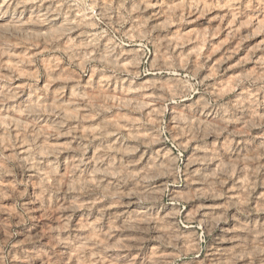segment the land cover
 I'll list each match as a JSON object with an SVG mask.
<instances>
[{"label":"rangeland","instance_id":"rangeland-1","mask_svg":"<svg viewBox=\"0 0 264 264\" xmlns=\"http://www.w3.org/2000/svg\"><path fill=\"white\" fill-rule=\"evenodd\" d=\"M139 1L140 0H94V1L93 0H26V1L25 0H23V1H21V0H4L3 1L2 0V3H1V0H0V3L2 4V5H0L1 6V8H0V16L1 17L0 18L1 19L4 18L2 21L5 23L4 24L3 22L0 21L4 25V27H3V25L0 23L1 24L0 30H2V28H4V30H5V31L3 30L2 32H0V51H1V53H0V72L2 73V74L0 73V94H1L0 95L1 96L0 97V106L2 107V108H0L1 109L0 110V136H2V137H0L1 138L0 140L2 141V142L0 141V146H1L0 147V218H1L0 219V264H82V263L83 264H124V263L125 264H158V263L159 264L160 263L161 264H222V263L224 264V262H225V264H229V263L234 264V262H232L234 260H232V258H230L233 256V254H232V252H229V251L226 253L224 251L218 250V252H217L218 256H222L223 258L225 257V259L227 256V258H228L227 261H225L224 259H222V260H224L222 263L221 262L220 263H216V262L214 263V261H212V259H214V258L212 257L211 252H209V251H213V250L215 251L216 248L218 247L217 245H219V243H220L219 241L221 239V237H220L221 225L226 226L224 228H227V227L233 228V232H235L236 235L238 233L237 236L241 237V238H239V245H237L236 248H234V249H235V252H239V250H240L239 253L242 255H239V253H235L236 255L238 254L237 255L238 257L240 256L239 257L240 260L235 261V264H236V262H238L239 264L240 263L241 264L242 263L243 264H255V263L259 264V261L261 259L260 256L262 257V254L258 253L260 251L258 249L256 250V248L254 247L255 243L252 242V240H250L251 237L248 236L249 234L246 232H243V231L245 228L246 229L250 228V227L256 228V226L258 228L260 223L261 224H262V222L264 223V213H263L264 212V209H263V207H264V202H263L264 201V192H263L264 191V180H263V178H264L263 177L264 176V166H263L264 165V162H263L264 161V158H263L264 157V149L263 148L264 147L260 146V145H264V144H262V143H264V141L260 139V138L264 139V137H263L264 136V122H263L264 120H261V119H264L263 118L264 117V109H263L264 108V63H263L264 62V59H263L264 58L263 57L264 56V44H263L264 43V37H263V35H264V24H262V23H264V18H263L264 17V13H263L264 12V0H234V1H232V0H205L206 3L205 2L203 3V0L202 1L201 0L200 1L199 0H197V1L196 0H189V2H188V0H186V1L183 0V1H185L183 3L181 0L180 1L179 0L178 1L163 0L164 4H161V3H163L162 0L161 1H159V0H141L140 3H139ZM169 1H171V2L175 1V2L171 3ZM149 2H152V3H149ZM168 2H169V4H168V6H166ZM4 3H5V5L6 4L7 5L5 6ZM145 3H146V5H145ZM153 3H154V5H152ZM178 3H180V4L177 5ZM45 4H47V6ZM103 4L105 5V7ZM106 4H108V5H106ZM140 4L141 5L143 4V6L140 7L141 6ZM170 4H171V6H170ZM197 4H199V5L201 4V5L199 6ZM48 5H49V7H48ZM175 5L180 6V7L182 6L181 7L182 9L176 7V9L178 8L176 11L175 7H173ZM38 6H40V8ZM66 6H68L69 8H71V7L72 8L69 10L68 7L66 8ZM153 6H155L156 8ZM159 6H160V8H159ZM164 6L167 7V9H163ZM196 6L202 8V9L198 8L200 12H197L198 9L195 11V9L197 8ZM203 6H206L209 8L206 10V7L204 8ZM30 7H31L32 12L30 10ZM37 7H38V10H37ZM186 7H188V8H186ZM168 8H169V11H168ZM191 8H193L194 10ZM52 9H54V10H52ZM119 9H121V10H119ZM155 9H156V12H155ZM185 9L187 10L188 14L186 13ZM101 10H103L105 12H103ZM163 10H164V12H163ZM191 10L193 13H191ZM11 11H12V13H11ZM29 11L31 12V14L29 13ZM38 11L42 15L40 13H37ZM43 11H45L46 14ZM160 11H162V12L159 13V15H160L159 16L158 12H160ZM26 12L29 13L30 15H25V14H27ZM54 12H57V13L54 14ZM166 12H167V15H166ZM178 12H181L180 16L175 15V14H178ZM105 13L107 15H104ZM153 13H155V14H153ZM21 14H22V16H21ZM53 14L55 16H53ZM181 14H183V15H181ZM137 15H138V17H137ZM152 15H153V17H152ZM219 15H220V17H219ZM232 15H233L232 18L234 20L231 18ZM28 16H29V18L32 16L30 18V23L28 21L29 20ZM38 16H39V19L37 20L36 18H38ZM162 16L165 18L166 17H168V18H166V19L164 18L165 19V21H164ZM33 18H35V22H34ZM118 18H120V19H118ZM256 18L260 21H263V22L256 20ZM26 19H28V20H26ZM31 19H33V21H31ZM81 19L83 22L80 21ZM23 20H24V22H23ZM7 21H9V23ZM12 21L15 24H16V22H19V21L20 22L17 23L18 24V26H17V24L15 25L14 23H12ZM36 21H38L39 23ZM63 21H65L64 22L65 24H63ZM59 22H60V24H59ZM84 22H86V23L84 24ZM255 22H257V23H255ZM258 22H260L261 25ZM47 23H49V25H47ZM51 23L53 24V26L51 25L52 27L50 26ZM57 23L59 24V26L57 25ZM226 23H227V25H226ZM229 23H230V25L228 26ZM68 24H69V28L66 27V26H68ZM13 25H15L16 27L14 28ZM62 25H64V26H62ZM257 25H258V27H257ZM9 26L11 28H14V29H11ZM7 27H8V29H7ZM17 27H20L22 29L24 27L25 28L22 30V29L17 28ZM37 27L40 29H38ZM60 27H62V28H60ZM132 27H134L135 29ZM33 28L35 30L38 29V32H35V30ZM48 28H50L52 30V31L49 30L50 33L52 32L51 36L49 35L50 33L47 31ZM65 28H67V29H65ZM43 29H46V32H48L49 36L48 35L44 36L45 30L43 31ZM228 29L230 31H227ZM12 30H13L14 34H18V35L13 36L14 34L11 33ZM40 30H42L43 33H41ZM30 31H32V32H30ZM5 32L6 33L10 32L9 35L7 34L8 37H6V34H4ZM22 32H23V34H22ZM57 32H59V33H57ZM1 33H3L2 34L3 36L1 35ZM24 33L25 34L27 33V36L29 35L28 33H31L32 35L31 36L29 35L30 37L28 36L25 38L24 36H26V35H24ZM36 33H39V34H36ZM35 34L37 35V37ZM42 34H43V36H41ZM33 36L35 39L33 38ZM2 37H4V38H2ZM12 37H13V40H12ZM239 39H241V40H239ZM10 40H12V41L9 42ZM162 41H164V42H162ZM8 42L11 43V45ZM76 42L77 43L79 42L78 43L79 45ZM255 46H257L258 48ZM1 48H2V50H1ZM250 48H251V50H250ZM259 54H260V56H259ZM73 55H74V57H73ZM255 59H256V61H255ZM6 60L8 62L11 61L12 62V63L10 62L11 65H8L10 63H8ZM259 60L262 62L260 63ZM4 64L9 66V67L5 66ZM47 80H49V81H47ZM110 80H112V81H110ZM110 82L113 84H111ZM172 82H174V83H172ZM96 84H98L100 86V88L98 85L96 86ZM162 84H163V86H162ZM85 86H86V88H85ZM47 87H48V89H47ZM81 87H82V89H81ZM102 87H104L102 89L103 92H105V91L108 92L111 89H114V90H111L112 92L110 91L112 95L110 94V96H108V94L110 93V92H108L107 97H106V95L103 96L102 94H106V93L101 94V88ZM172 88H174L175 90L173 89L174 90L173 91ZM54 89H55V91H54ZM120 89L122 91H120ZM125 89L127 91V94H126V91H124ZM48 90H49V92H48ZM50 90H51V92H50ZM70 91L71 92L73 91V93H70ZM87 91H89V92H87ZM113 92H115V94H113ZM88 93H90L91 96H89L90 94H88ZM97 93H98V95H97ZM119 93H121V94L119 95ZM6 94H7V96H6ZM8 94H10L11 96L8 97ZM27 94L28 95L30 94L29 96H31V97L27 96ZM39 94H40V98L38 97ZM70 94H72V95H70ZM86 94H88V95H86ZM117 94H118V96H117ZM147 94H149V96ZM151 94H153V95H151ZM75 95H76V97L77 96L78 97L76 98ZM113 95L114 96L116 95L117 97L113 98L114 97ZM126 95H128V96H126ZM36 96L38 98H36ZM82 96H85V97H82ZM25 97H26V100H24ZM34 97L36 98V100L37 99L38 100L37 101L34 100L35 99ZM87 97L88 98L90 97L91 99L90 98L87 99ZM95 97L97 98V101L94 99ZM123 97L126 99V100L123 99V101L125 103L123 101H121L122 99L119 100V98H123ZM132 97H134L133 100H132ZM66 98H68V100ZM81 98L84 102L81 100ZM98 98H100V99H98ZM151 98H152V100H151ZM41 99H42V101H41ZM110 99H112V100L115 99L116 101L119 100L120 104H119V102L118 103L117 102L115 103V101L112 102ZM128 99L129 100L131 99L130 102L128 101ZM199 99H200V101H199ZM1 100L3 103H1ZM90 100H92V101H90ZM135 100H138L139 102L135 101ZM238 100H241L242 102L241 101L238 102ZM14 101H16V102H14ZM38 101H39V105H38ZM50 101H51V103H50ZM67 101H68V103H67ZM86 101H89V102H86ZM141 101L145 102V103L147 101L148 103H146L144 105ZM69 102H71V103H69ZM91 102H95V103L98 102V106H97V104H94ZM106 102H108V103H106ZM244 102H246L245 105L248 106L247 109L250 108L249 111L247 109H245L246 106H244ZM15 103H16V105H15ZM23 103L25 105H23ZM55 103H57L58 105ZM111 103H113V104H111ZM197 103H199V104H197ZM59 104H60V110H59ZM65 104H67V106H65ZM115 104L116 105L118 104V105L114 106ZM147 104H149V105H147ZM31 105H33V106L31 107ZM36 105L39 107H37ZM42 105H45L44 109H42L43 108ZM48 105H49V108H48ZM61 105H62V108L64 107V109L61 108ZM80 105H83V106L81 107ZM99 105H101V106H99ZM127 105H129L130 107ZM137 105H139V106H137ZM195 105L196 106L199 105V106L196 107ZM239 106L240 107L242 106L243 109H242V107L240 108ZM11 107H13V109ZM21 107L23 110L20 109ZM36 108H39V109H36ZM55 108H57V109L55 110ZM80 108L82 109V111ZM152 108H154L155 110ZM18 109H20V110H18ZM47 109H49V110H47ZM67 109L69 111L71 109V111L69 112ZM147 109H148V111H147ZM45 110H47V111H45ZM145 110L147 112H145ZM209 110H210V112H209ZM18 111H20V112H18ZM22 111L27 112V114L25 112L23 113ZM57 111H58V113H57ZM60 111H62V112L65 111L67 114H65V112L62 113ZM67 111L69 113H71L70 116L68 115ZM212 111L215 113V115H213L214 113ZM240 111L242 114L240 113ZM76 112L79 115L76 114ZM82 112H89V113L87 114V113H82ZM153 112H154V114H153ZM262 112H263V114H262ZM115 113L118 116L115 115ZM200 113H201L202 119L199 118ZM39 114L41 115L40 118L38 117V116H40ZM75 114H76V116H75ZM112 114H114L115 116ZM127 114H128V117H126ZM176 114L179 117L178 116L176 117ZM217 114L221 118L217 117L216 116ZM24 115H25V117H24ZM80 115L81 116L83 115V117H81ZM85 115L86 116L88 115L89 117L87 116V118H86ZM119 115H121V116H119ZM148 115H150V117ZM180 115H183L181 117H184V118L182 119L180 117ZM240 115H243L245 118L240 116ZM257 115H258V117H257ZM8 116H10V117H8ZM11 116H13L14 118L11 119L12 118ZM26 116H28L29 118ZM17 117L18 118L20 117L22 120L17 119ZM108 117H110V118H108ZM115 117L118 120L115 119ZM188 117L189 118L192 117V118L189 119ZM179 118H181V120ZM204 118L206 119L207 122L205 121ZM217 118H218V120H217ZM226 118L228 119L229 125L226 122L227 121ZM14 119H16V121H14ZM101 119H103V120H101ZM187 119H189V120H187ZM209 119H210V122L214 121L213 125H212V123L209 122ZM221 119H223L224 121ZM5 120L8 122H6ZM45 120L48 122H46ZM95 120H97V121H95ZM115 120L117 123H113V122H115ZM192 120H193V122H192ZM216 120L219 122V124ZM22 121H24V122H22ZM27 121H28V123H27ZM29 121H32L33 123L36 121H38V122L34 123V125H33L32 122L30 123ZM43 121L45 123H48V124L51 122L49 124L50 128L48 127V124L45 125V123ZM182 121H184V122H182ZM195 121L196 122L198 121L199 123L198 122H197L198 124L194 123ZM220 121H222L223 124ZM5 122L7 124H4ZM98 122H101V123H99L100 126H98ZM185 122H186V124H185ZM189 122H191L192 125H187V124H190ZM225 122H226V124H225ZM229 122L230 123L233 122V123L230 124ZM240 122L242 123V125H244L246 122H247V124H245L244 126H241ZM12 123H13V126H11ZM15 123H17V124H15ZM56 123L58 125H60V124H62V125L58 126ZM83 123L85 124V126L83 125ZM88 123H90V124H88ZM94 123H96L97 125L95 124V127H92V124L94 125ZM176 123H177V125H175ZM206 123L209 125H206ZM35 124H37V125H35ZM184 124H185V126H184ZM220 124H222V125L220 126ZM15 125H18V126H15ZM22 125L23 126L25 125V126L23 127ZM32 125H33V127H32ZM72 125H73V127H72ZM80 125L83 126V128ZM116 125H117V127H115ZM178 125H179V127H178ZM199 125H201L202 128ZM26 126H27V128L30 126L28 128V130H30V132L28 130H26ZM38 126H40V128L43 127V129H40V128L38 129ZM56 126H57V128L58 127H60V128H58V129L54 128ZM90 126H91V128H94L95 131L94 130L91 131ZM182 126H184V127L181 128ZM187 126H189V127H187ZM206 126H207V129L209 130L208 132H207ZM233 126H235V128ZM16 127H18V128H16ZM65 127H67V128H65ZM215 127H216V130H214ZM217 127H218V130H217ZM240 127H241V129H240ZM20 128H21V130H20ZM70 128H71V131H70ZM74 128L77 131H75ZM80 128H82L85 131H82V130L79 131ZM102 128H103V131H102ZM236 128H238V130ZM63 129L66 130V132H64ZM106 129L108 131L111 129L112 131L111 130L110 131L112 133L106 132ZM135 129H137V130H135ZM189 129H190V131H189ZM205 129H206V131H204ZM18 130H19V132H18ZM73 130H74V133H73ZM126 130L129 131L130 133H132L133 135H130L129 132L125 133ZM131 130L133 132H131ZM211 130H213V132ZM239 130H241L240 131L241 133H236ZM12 131L13 132L16 131L13 133V136L15 135L14 137H18V136H20V137H18V139L15 138L16 139L15 140L14 137L12 136ZM35 131L36 132L38 131V132L36 133ZM50 131H52L53 133L51 134ZM58 131H59V133H58ZM60 131L62 132V134H60L61 133ZM75 132H77V134ZM139 132H141V133H139ZM143 132L146 133L147 135H149L151 133L150 134L151 137L153 135V138L155 140H153V138L151 140L149 136L146 139L147 135L146 134L144 135ZM193 132H196V133H193ZM209 132H210V134H209ZM260 132L262 133V135H260L261 134ZM4 133H6V135ZM47 133L49 134L48 135L49 138L47 137ZM56 133H58V134L56 135ZM68 133L71 135H69ZM92 133L97 134V135L94 136V134L92 135ZM137 133H138V135H137ZM257 133H259V134H257ZM37 134H39V135L37 136ZM140 134H142V137H144V138H142ZM21 135H22V137H21ZM25 135L27 137H25ZM29 135H31V136H29ZM33 135H35V137H33ZM90 135H92V137ZM105 135H107V136H105ZM129 135H130V137H129ZM79 136L81 138H79ZM131 136H134V138ZM40 137L41 138L44 137V138L42 140L39 139L40 140L39 141L38 138H40ZM22 138H25L28 141H26V140L24 141ZM34 138L37 140H35ZM61 138L62 139L66 138V139L62 140ZM69 138H74V139H69ZM111 138H114V139H111ZM115 138H117V139H115ZM258 138L260 139V141L258 140ZM76 139L77 140L79 139L78 142H76L77 141ZM61 140H62V143H61ZM72 140H74V141H72ZM142 140L143 141L145 140L144 142L148 141V143H144ZM224 140H225V142H223ZM226 140L228 143L226 142ZM47 141L49 142V144H47L48 143ZM79 141H81V142H79ZM247 141L249 144L247 143ZM20 142L22 143L21 146L19 145ZM38 142H41V143L44 142L45 146H47V147L50 146V148L52 147L53 148V149L51 148L52 151L49 148H48L49 150L46 149V147L43 146L44 145L43 143L41 145ZM57 142H59V143L57 144ZM64 142H66L67 145L64 144ZM107 142L108 143L113 142L115 145L113 143H112L113 145L111 143L108 145ZM126 142L129 143V145L128 144L125 145ZM258 142H260V144H258ZM50 143H52L51 144L52 146L50 145ZM78 143L82 144L80 149L77 147V146H79ZM131 143H132V145H131ZM245 143H247V144H245ZM55 144H56V146H58L59 150H58V148L55 147ZM68 144L71 145V147H70L71 149L67 148L70 146V145L68 146ZM98 144L103 145V147H104V145H106L105 146L106 148L105 147L103 148L101 145H99V147L101 146L102 148L101 147L99 148ZM238 144H239V146H238ZM243 144H244V146H243ZM61 145H63V148ZM65 145H66V147H65ZM73 145H75L77 148H75V146H73ZM110 145L113 146V148H112V146L109 147L112 149L108 148V146H110ZM136 145H137V147H135ZM228 145H230L231 148H230V146L228 148ZM116 146L117 147L119 146V148H117ZM197 146L198 147L200 146L201 148H203V150H200L201 149L200 147L197 149ZM226 146L228 149L225 148ZM258 146L261 147V149ZM21 147H22V149H20ZM23 147H25V148H23ZM73 147H74V149H73ZM126 147L128 149L131 147L130 148L131 150L133 149L132 147H134L135 150L134 149L132 151L130 149L127 150V149H125ZM26 148L27 149L30 148V150H27ZM38 148H39V150L45 149L48 152L43 150L45 153V154H43L42 152L37 150ZM64 148H66V149H64ZM95 148H96V150H95ZM223 148L225 149V151L222 150ZM243 148H245V149H243ZM23 149H25V150H23ZM116 149H118V150L116 151ZM136 149H138V150H136ZM204 149L205 150L208 149V150L205 151ZM240 149H241V151H240ZM26 150L29 153L31 152V154H33V155H31L29 153L27 154ZM112 150H114V151H112ZM166 150H168V151H166ZM244 150H245V152L247 151L246 154H245V152H243ZM124 151H126V152H124ZM200 151H203L205 153L203 154V152H202V154L199 155V153H201ZM208 151H209V153H208ZM257 151H259L263 157ZM262 151H263V153H262ZM72 152H73V154H72ZM93 152H94L93 156L98 155L100 157V155H101V157L103 156L102 157L103 160H105V161H103L101 157H100L101 159L100 158L95 159V164H97V166L99 167V169L94 172V173H96L95 174L96 178H98L97 181L94 178L95 176L93 173H90L89 177L91 176L92 178L91 177L89 178L87 176L88 172H86V171L90 172L92 170V168H91L92 161H89V156L91 157ZM101 152H103V154L106 153V156L108 158L105 155H103ZM252 152L255 154H253ZM21 153H24V154H21ZM40 153H42V155ZM65 153H67V155ZM68 153H69V155L72 154V156H69ZM95 153H96V155H95ZM215 153H216L217 158H215L216 157ZM149 154L150 155L152 154L151 156H153V154H154V156H153L154 158H152ZM236 154H238V155H236ZM25 155H27V156L30 155V156L27 157ZM38 155H40V156H38ZM56 155H58L59 157ZM64 155L67 157H64ZM81 155H83V156L81 157ZM195 155H198L197 158H195L196 157ZM207 155L208 156L211 155L212 157L211 156L208 157ZM222 155H223V158H222ZM227 155L229 157H227ZM257 155H258V157H257ZM34 156H37V157L35 158ZM60 156H61V158H60ZM84 156H86V157H84ZM109 156H110V158H109ZM230 156L233 158H231ZM235 156H236V158L234 159ZM237 156L239 157L240 160L238 159ZM242 156H243V158H241ZM18 157H20V158H18ZM48 157H50L52 160H50V158H48ZM73 157H74V159H73ZM199 157L200 158L202 157V159H204V162H200L203 160L202 159L199 160ZM42 158H44V159L42 160ZM45 158H46V160H45ZM85 158H87L86 161H85ZM207 158H208V161H205V159L207 160ZM209 158H212V159L209 160ZM220 158L222 159L221 160L222 162L220 160H218ZM26 159H28L27 160L28 162H32V163H29L30 167L32 165L34 167L32 166V168H30ZM64 159H66V160L64 161ZM76 159H78V160H76ZM82 159H84V160H82ZM116 159H118V160L116 161ZM136 159H138V160H136ZM226 159L229 160L228 162H230V163H228L227 161H224ZM245 159H247L248 161ZM22 160H25V161H22ZM44 160L46 162H44ZM96 160H97V162H96ZM141 160L143 161V163H141L142 162ZM243 160H244V162H243ZM34 161H36V162H34ZM37 161L39 163L37 165L38 167H36V169H35V164L37 163ZM54 161H57V163ZM63 161L66 163L65 167H64L65 163H63ZM78 161H79V163H78ZM87 161L90 163L91 166H89V163L86 164ZM216 161L218 162V164ZM75 162H76V164L78 163L77 166H76ZM99 162H100V164H99ZM105 162H106V164H105ZM148 162L151 164H149ZM166 162H167V165L170 164L169 165L170 167L165 165ZM205 162H208V163H205ZM210 162H211V164H210ZM225 162H227L228 164L227 163L224 164ZM232 162L234 164L235 163L236 164L234 166L229 165ZM239 162H240V164H239ZM246 162H248V163H246ZM127 163H129L130 165ZM153 163L160 165V168H156L158 166L153 165ZM161 163H165V164H161ZM222 163H223V165H222ZM55 164L57 165L58 168L54 167V166H56ZM68 164H71V165H68ZM83 164H84L85 168L83 167ZM85 164L88 166H86ZM101 164H104V165H102L103 167L101 166V170L103 172L100 170ZM125 164L127 165L128 169L125 166ZM219 164L223 167H221ZM27 165H28V167H27ZM78 165H79V167H78ZM131 165H133V167ZM146 165H147V167H146ZM164 165L166 166V169H165ZM217 165H219V166H217ZM228 165H229V167H228ZM243 165L246 167H242V169H243V171H242L241 167H239V166H243ZM162 166L164 168H162ZM193 166L194 167L196 166L195 167L196 172L194 171ZM198 166H200V167H198ZM216 166H217V168H216ZM225 166H227V167H225ZM230 166H232L233 169L230 168ZM50 167L53 169L52 170L49 169ZM71 167H73V168H71ZM105 167H106V169H105ZM144 167H146L147 170ZM150 167L153 168L154 170L151 169ZM191 167H193L192 171H191ZM203 167H204V169H203ZM212 167H213V169H212ZM38 168L39 169L41 168L42 171L39 170ZM59 168L63 171H61ZM102 168H104V169H102ZM136 168L139 170V172ZM142 168H144L146 170L145 173L148 174L147 176H145V178L143 176V175H145V173L143 172L144 169L142 171ZM198 168H200L199 169L200 171L199 170L197 171ZM228 168L231 169L230 172H229ZM246 168H247L248 172L251 171L250 168L251 169L254 168V169H252V173L251 172L248 173ZM56 169H57V171H55ZM67 169L68 170L70 169L72 171L71 172H70V170L67 171ZM77 169H79L80 171ZM113 169H117L120 173H117L116 170H113ZM119 169H121V171ZM130 169L133 170V172L130 171ZM134 169L137 171V173H136V171L134 173ZM158 169H159V171H158ZM170 169H171V172H170ZM216 169H218V170H216ZM225 169H226V171H225ZM227 169H228V171H227ZM45 170H46L47 174H46ZM110 170H112V171H110ZM168 170L170 173H168ZM212 170L215 172L217 171L216 172L217 174L215 172H213V173L211 172L212 175L210 173H208L209 171H212ZM232 170H233V172H232ZM105 171L110 172V173L105 174L106 173ZM127 171L130 174H128ZM150 171L153 173L151 174ZM163 171H165V172H163ZM193 171H194V174H196V176L193 174ZM261 171H263V172H261ZM39 172H41V173H39ZM48 172H49V174H48ZM91 172H93V171H91ZM125 172L127 173V176H126V174L124 175ZM225 172H227V173H225ZM35 173H36V176H35ZM66 173H69V174H66ZM76 173H78V174L80 173V175L78 176V174H76ZM97 173H99V174H97ZM207 173L209 175H207ZM102 174H103L102 177L97 176V175H102ZM110 174H113V175H110ZM131 174H132V176H131ZM153 174L156 175L158 178L156 176H154ZM40 175H41V177H40ZM49 175H50V177H49ZM56 175H57V177H56ZM107 175L110 177H108ZM140 175H142V176L140 177ZM210 175L214 176V177H211ZM216 175H217V180H215ZM238 175H239V177H241V175L242 176L243 175H246V176L249 175V176H248V178L244 176V177H241L242 179L241 178L239 179V177H237ZM32 176H33V178H32ZM37 176H38V179L36 178ZM46 176H48V178H46ZM51 177H53L54 179H52ZM73 177H76L78 179L73 178ZM126 177H128V178H126ZM209 177L211 179L213 178L214 180L213 179H212V181L209 180L210 179ZM28 178L29 179L32 178V179L29 180ZM40 178H42V179L40 180ZM61 178H63V179H61ZM199 178L201 179V181L204 184H201V181H195V180H198ZM251 178H254L253 181L254 180L255 181L254 182L251 181L252 180ZM47 179H48V181H47ZM74 179H76V182H74L75 181ZM80 179H82V181L84 182L83 183L84 186L87 188H85L82 185V181ZM83 179H86V180H83ZM107 179H110L109 182L111 181V179H112V181L109 183ZM202 179H204V180H202ZM34 180L36 183L34 182ZM43 180L45 182H43ZM55 180H56V183H55ZM130 180H131V182H130ZM146 180L148 182H145ZM219 180H222V181H219ZM240 180H242V181H240ZM68 181H70L73 184H71L69 182L71 184L70 185L68 183ZM101 181L105 182V183H102ZM106 181H107V183H106ZM114 181H116V182H114ZM204 181H206V182H204ZM209 181H210V183H209ZM239 181L244 185L243 187H242V184L239 183ZM97 182L102 183V185H100V184L98 185ZM154 182H155V184H154ZM213 182H215V183H213ZM249 182H251V183H249ZM260 182H261V184H260ZM27 183H29V184H27ZM75 183H77V184H75ZM86 183H88L87 184L88 186H86ZM108 183H109V185H108ZM140 183L143 186L140 185ZM252 183H253V185H250ZM63 184H65L67 186L65 187ZM131 184H132V187H131ZM147 184H149V185H147ZM197 184L199 185L198 188H196ZM207 184L209 185V187L206 189V187L208 186ZM246 184L247 185L249 184V185L247 186ZM262 184H263V186H262ZM77 185H79V186L77 187ZM90 185H91V190L88 188V187H90ZM110 185H111V188H113V190L109 188ZM153 185L155 187H157V191H155L156 188ZM159 185H160V187H158ZM201 185H203V186H201ZM238 185H240L241 189ZM40 186H41V188H40ZM71 186H72V188H71ZM80 186H81L82 190H80ZM210 186H212L211 188L213 190L215 189L214 192H212V190H211L212 193L211 192L209 193ZM68 187H70L71 189H69ZM94 187H96V188H94ZM201 187H202V189L203 188L206 190L209 189V191L206 192L203 190L204 191V193H203ZM230 187H232L233 189ZM245 187H247V188H245ZM101 188H103V189H101ZM136 188H137V191H136ZM143 188H144L145 192H143ZM57 189H59V190H57ZM146 189H148V190L150 189V191L151 190L152 191L150 192L147 190L148 191L147 192ZM228 189H230V190H228ZM115 190H117V191L115 192ZM131 190H132V192L135 191V193L133 192V194H132ZM216 190H217V192H215ZM37 191L40 193H38ZM56 191H58V192H56ZM128 191L131 193L129 194ZM42 192H44V193H42ZM142 192L144 194H142ZM233 192H235V193H233ZM82 193H84V194H82ZM125 193H126V195H125ZM136 193H139V194L137 195ZM149 193H150V195H152L151 197L148 196ZM219 193H220V195H219ZM227 193H228V195H227ZM230 193L232 194V197L230 196L231 195ZM54 194H55V196H54ZM89 194L91 197L89 196ZM110 194H112V195H110ZM113 194H115V195H113ZM215 194H217L218 196H214ZM241 194H244V196H242ZM143 195H145V196H143ZM261 196H263V197H261ZM92 197H93V199H92ZM128 197L132 198V200L127 201ZM214 197H216V198H214ZM241 197H242L243 201L241 200ZM55 198H56V201H54ZM70 198H72V199H70ZM80 198H81V200H80ZM86 198L89 200V202ZM196 198L198 200H196ZM204 198H205V200H204ZM237 198H238V200H237ZM121 199H123V200H121ZM222 199H223V201H222L223 204L220 201ZM258 199L261 201H259ZM114 201L118 202L119 204L115 203ZM130 201L132 202L130 204L131 207L129 204H125V203L130 202ZM228 201L230 203H228ZM67 202H68V204H67ZM73 202H75V203H73ZM79 202H80V204L85 203V205H81V207H79ZM111 202H114V204ZM258 202H260L263 205L259 204ZM70 203L74 205L73 208L68 206ZM204 203H206V204L208 203L207 205H209V203L210 204H212V203L216 204L217 203L216 204L217 206L219 204L220 209L219 208L213 209L212 210L213 212L210 216V217H212V219H215L217 217L215 219V221L214 220L211 221L212 219L210 217H208V220L210 219L209 222H208V220H207V222H205V218H203V220H204L203 221L201 219L202 217L199 216L200 210L204 207V205H206ZM256 203H258L257 204L258 206L255 205ZM59 204H60V207L58 206ZM65 204H67V205H65ZM86 204H87V207H86ZM106 204H108V205H106ZM132 204H133V206H132ZM224 204H225V207H224ZM228 204H231L232 207ZM235 204H237V205H235ZM260 205L263 207H260ZM75 206H77V207H75ZM100 206L101 207L103 206V207L101 208ZM226 206H228V208ZM238 206H241L242 208H240ZM253 206L254 207L256 206L258 208L255 207L256 209L254 210ZM42 207H43V209H42ZM122 208H125V209H122ZM144 208H145V210H143ZM192 208L194 210H192ZM246 208H247V210H245ZM53 209H55V210H53ZM138 209H140V210L142 209V210L140 211ZM261 209H262V211H261ZM43 210L44 211L46 210V211L44 212ZM133 211L135 213H133ZM216 211H218V212H216ZM96 212H97V214H96ZM137 212H138V214H137ZM139 212L141 215L139 214ZM155 212H157V213H155ZM159 212H161V213H159ZM163 212H166L165 213L166 215L163 214ZM51 213H52V215H51ZM105 213L108 215H106ZM118 214H119V216H118ZM122 214L124 215V220H121L123 218ZM135 214H137L138 216ZM157 214L158 215L162 214V216L164 215V217H161V216L159 217ZM260 214H262V215H260ZM112 215H113V217H110ZM52 216H53V218H52ZM54 216H56V217H54ZM96 216H98V217L96 218ZM114 216H116L118 218H116ZM133 216H135V217H133ZM143 216H145V218ZM149 216L154 217L153 218L154 222H152V220H151L152 217H149ZM260 216H261V218H260ZM131 217H133L134 219H131ZM166 217H168V218H166ZM235 217H237V218H235ZM256 217H257V219H256V223H255V221H253V219ZM55 218H57V219H55ZM98 218L99 219L101 218L102 220H99ZM147 218H149V220ZM159 218H160V220H159ZM65 219L66 220L69 219V220H67L68 222L63 221ZM127 219H128V221L126 223L125 220H127ZM234 219H235V221H234ZM60 221H61V223H60ZM133 221H135V222H133ZM150 221H151V223H150ZM161 221L163 222V229L160 227V225H162ZM98 222H100V223H98ZM120 222H122V223H120ZM130 222H131V224L133 222V224H132L133 226L131 224H129ZM252 222H253V224L251 226ZM117 223H120L121 225L117 224ZM124 223H125V225H123ZM244 223L246 226L244 225ZM75 224H76V227H75ZM80 224H82L83 226ZM127 224H128V226H127ZM150 224H151V226H150ZM153 224H155V225H153ZM158 224H159V226H158ZM164 224H166V225H164ZM168 224H170V226ZM207 224H210V225H207ZM224 224H226V225H224ZM237 224H240L239 225L240 229L238 228ZM261 224H260V226H261ZM77 225L78 226L80 225L81 228L78 229ZM114 225H116L118 228ZM156 225L158 227H155ZM62 226H63V229H62ZM165 226H168L169 228L168 227L165 228ZM241 226H242V228H241ZM247 226H249V227H247ZM49 227H51V228L53 227V228L51 229ZM110 227H113V228H111V230L113 232L111 230H109ZM55 228L56 229L58 228L56 230L57 232L55 231ZM84 228H86V229H84ZM99 228L101 230H99ZM107 228H108L109 232H108ZM120 228H122V229H120ZM36 229H37V231H36ZM118 229H120V230H118ZM154 229H156L157 231ZM184 229H185V231H184ZM246 229H245V231H246ZM50 231L52 233H50ZM73 231H75V232H73ZM80 231H82V232H80ZM160 231H161V233H160ZM105 233H107V234H105ZM111 233H113V234H111ZM170 233H172V234H170ZM179 233H182L183 235H185L186 233L187 234L189 233L188 235H190V236H188L186 234L185 236L182 237V235ZM100 234L101 235L103 234L104 236L103 235L101 236ZM108 234L109 235L111 234V235L109 237H107ZM121 234H123L122 238L119 237V236H121ZM156 234H158L159 236ZM165 234H167V235H165ZM173 234H175L176 236H173ZM63 235L65 236L64 237L65 239L63 238ZM76 235L79 236L78 239H76L77 238ZM244 235H246V237ZM59 236H61V238H60L61 240L58 238ZM75 236H76V238H75ZM87 236H89V237H87ZM166 236H167V238H166L167 240L165 239ZM191 236L193 237L192 238L193 240L191 239ZM85 237L88 240V241L85 240L86 241L85 243H87V242H89V243H87V245H85V243L81 245V243H80L81 239L85 238ZM170 237H172V238H170ZM101 238H104V239L102 240ZM105 238H108V240ZM186 238H187V240H186ZM54 239H56V240H54ZM62 239H64V240H62ZM74 239H76L77 241ZM116 239H119V241H121V242L119 243L118 240L116 241ZM120 239H122L123 241ZM129 239H132V240H129ZM215 239H218V240H215ZM111 240L114 242L113 246H110L111 243H110V245H109V243H107V242H112ZM59 241H60V243H59ZM161 241H163V242H161ZM54 242H56V243H54ZM77 242H78V245H76L77 247L73 246V245H75L74 243L77 244ZM96 242H98V243L95 245ZM103 242H104V246L107 243V246H105V248L102 246ZM126 242H129V243H126ZM185 242H186V244H187V242H189L188 244L190 246L188 244H187L188 246H186ZM58 243L61 245L59 246ZM71 243H73V244H71ZM90 243H91V245H89ZM61 246H62V248H61ZM211 246H212V248H211ZM82 247H84V249ZM106 247H108V249ZM253 247L255 250L254 249L252 250ZM94 248H96L95 252L97 254H95ZM244 248H245V250L247 248V251L244 250L245 251L244 252L242 250ZM72 249L74 250L73 252H71ZM101 249H104L103 250L104 252H102ZM92 250L94 253L92 252ZM251 250L252 251H258V252L252 253ZM154 252L155 253L157 252V253L155 254ZM160 253H163L165 256L162 254H161L162 255L161 256ZM246 253H248V255ZM90 255H92V256L90 257ZM159 255H160V257H159ZM245 256L246 257L248 256L247 257L248 261H247ZM155 257L157 260L155 259ZM158 257L161 258L162 260L158 259ZM244 257H245V259H244ZM249 258L252 261H249ZM258 258H259V260H258ZM37 259H39V260H37ZM114 259H115V261H114ZM230 259L232 261H230ZM60 261H62V262H60ZM155 261H156V263H154ZM226 262H228V263H226Z\"/></svg>","mask_w":264,"mask_h":264},{"label":"bare ground","instance_id":"bare-ground-1","mask_svg":"<svg viewBox=\"0 0 264 264\" xmlns=\"http://www.w3.org/2000/svg\"><path fill=\"white\" fill-rule=\"evenodd\" d=\"M3 1H4V0H3ZM21 1H23V0H21ZM25 1H26V0H25ZM93 1H94V0H93ZM140 1H141V0H140ZM140 1H139V3H140ZM159 1H161V0H159ZM175 1H178V0H175ZM175 1H174V2H175ZM179 1H180V0H179ZM181 1H182V3H183V2H185L186 0H185V1L181 0ZM196 1H197V0H196ZM199 1H200V0H199ZM199 1H198V2H199ZM201 1H202V0H201ZM232 1H234V0H232ZM19 2H20V1H19ZM66 2H67V1H66ZM68 2H69V1H68ZM71 2H72V1H71ZM116 2H117V1H116ZM162 2H163V3H161V4H164V1H163V0H162ZM169 2H171V1H169ZM169 2L167 3L166 6H168ZM174 2H171V3H174ZM188 2H189V0H188ZM204 2H205V0H203V3H204ZM228 2H229V1H228ZM1 3H2V0H1ZM1 3H0V5H2ZM45 3H46V2H45ZM47 3H48V2H47ZM49 3H50V2H49ZM55 3H56V2H55ZM108 3H109V2H108ZM117 3H118V2H117ZM143 3H144V2H143ZM149 3H152V2H149ZM182 3H181V4H182ZM192 3H193V2H192ZM205 3H206V2H205ZM230 3H231V2H230ZM43 4H44V3H43ZM57 4H58V3H57ZM74 4H75V3H74ZM156 4H157V3H156ZM158 4H159V3H158ZM161 4H160V5H161ZM179 4H180V3H178L177 5H179ZM194 4H195V3H194ZM201 4H202V3H201ZM201 4H200V5H201ZM222 4H223V3H222ZM4 5H5V3H4ZM6 5H7V4H6ZM6 5H5V6H6ZM41 5H42V4H41ZM45 5L47 6V4H45ZM54 5H55V4H54ZM67 5H68V4H67ZM98 5H99V4H98ZM103 5H104V4H103ZM106 5H108V4H106ZM134 5H135V4H134ZM140 5H141V4H140ZM145 5H146V3H145ZM152 5H154V3H153ZM197 5H199V4H197ZM200 5H199V6H200ZM207 5H208V4H207ZM210 5H211V4H210ZM24 6H25V5H24ZM51 6H52V5H51ZM51 6H50V7H51ZM72 6H73V5H72ZM118 6H119V5H118ZM118 6H117V7H118ZM142 6H143V4H142L140 7H142ZM147 6H148V5H147ZM170 6H171V4H170ZM190 6H191V5H190ZM208 6H209V5H208ZM227 6H228V5H227ZM38 7L40 8V6H38ZM38 7H37V10H38ZM48 7H49V5H48ZM67 7H68V6H66V8H67ZM104 7H105V5H104ZM134 7H135V6H134ZM144 7H145V6H144ZM148 7H149V6H148ZM153 7H155V6H153ZM153 7H152V8H153ZM157 7H158V6H157ZM173 7H175V9H176V7L182 9V8H181L182 6L180 7V6H176V5H175V6H173ZM191 7H192V6H191ZM196 7H197V8L195 9V11H196L198 8H200V7H198V6H196ZM201 7H202V6H201ZM203 7L205 8L206 6H203ZM229 7H230V6H229ZM0 8H1V6H0ZM34 8H35V7H34ZM45 8H46V7H45ZM53 8H54V7H53ZM71 8H72V7H71ZM71 8L68 7L69 10H70ZM155 8H156V7H155ZM159 8H160V6H159ZM178 8H177V9H178ZM186 8H188V7H186ZM208 8H209V7H206V10H207ZM35 9H36V8H35ZM102 9H103V8H102ZM105 9H106V8H105ZM135 9H136V8H135ZM149 9H150V8H149ZM163 9H167V7L164 6ZM173 9H174V8H173ZM177 9H176V11H177ZM189 9H190V8H189ZM191 9H193V8H191ZM200 9H202V8H200ZM30 10H31V7H30ZM37 10H36V11H37ZM45 10H46V9H45ZM52 10H54V9H52ZM103 10H104V9H103ZM103 10H101V11H103ZM119 10H121V9H119ZM193 10H194V9H193ZM14 11H15V10H14ZM40 11H41V10H40ZM47 11H48V10H47ZM89 11H90V10H89ZM116 11H117V10H116ZM168 11H169V8H168ZM181 11H182V10H181ZM185 11H186V13H187V10H186V9H185ZM185 11H184V12H185ZM31 12H32V10H31ZM31 12L29 11L30 14H31ZM43 12H45V11H43ZM52 12H53V11H52ZM85 12H86V11H85ZM96 12H97V11H96ZM103 12H105V11H103ZM149 12H150V11H149ZM149 12H148V13H149ZM155 12H156V9H155ZM161 12H162V11L158 12V15H159V13H161ZM163 12H164V10H163ZM182 12H183V11H182ZM197 12H200L199 9L197 10ZM201 12H202V11H201ZM204 12H205V11H204ZM229 12H230V11H229ZM11 13H12V11H11ZM26 13H27V12H26ZM29 13H27V14H25V15H30ZM37 13H40V12L38 11ZM55 13H57V12H54V14H55ZM176 13H177V12H176ZM180 13H181V12H178L179 15H178V14H175V15L180 16ZM191 13H193L192 10H191ZM226 13H227V12H226ZM263 13H264V12H263ZM40 14H41V13H40ZM40 14H39V15H40ZM43 14H44V13H43ZM45 14H46V12H45ZM54 14H53V16H55ZM153 14H155V13H153ZM156 14H157V13H156ZM164 14H165V13H164ZM168 14H169V13H168ZM184 14H185V13H184ZM187 14H188V13H187ZM230 14H231V13H230ZM13 15H14V14H13ZM34 15H35V14H34ZM37 15H38V14H37ZM41 15H42V14H41ZM69 15H70V14H69ZM104 15H107V14L105 13ZM162 15H163V14H162ZM166 15H167V12H166ZM166 15H165V16H166ZM181 15H183V14H181ZM195 15H196V14H195ZM233 15H234V14H233ZM233 15L231 16V18L233 17ZM21 16H22V14H21ZM51 16H52V15H51ZM115 16H116V15H115ZM159 16H160V15H159ZM200 16H201V15H200ZM224 16H225V15H224ZM0 17H1V16H0ZM7 17H8V16H7ZM16 17H17V16H16ZM19 17H20V16H19ZM19 17H18V18H19ZM31 17H32V16H31ZM31 17H30V18H31ZM49 17H50V16H49ZM137 17H138V15H137ZM152 17H153V15H152ZM162 17H163V16H162ZM162 17H161V18H162ZM219 17H220V15H219ZM2 18H3V17H2ZM13 18H14V17H13ZM18 18H17V19H18ZM28 18H29V16H28ZM30 18H29V20L26 19V20L29 21V23H30ZM47 18H48V17H47ZM50 18H51V17H50ZM83 18H84V17H83ZM115 18H116V17H115ZM164 18H165V17H163V19H164ZM166 18H168V17H166ZM166 18H165V19H166ZM182 18H183V17H182ZM224 18H225V17H224ZM228 18H229V17H228ZM231 18H230V19H231ZM263 18H264V17H263ZM3 19H4V18H3ZM3 19L0 18V21L3 22V21H2ZM7 19H8V18H7ZM7 19H6V20H7ZM10 19H11V18H10ZM14 19H15V18H14ZM33 19H34V22H35V18H33ZM33 19H31V21H33ZM36 19L38 20V19H39V16H38V18H36ZM40 19H41V18H40ZM53 19H54V18H53ZM118 19H120V18H118ZM136 19H137V18H136ZM158 19H159V18H158ZM165 19H164V21H165ZM225 19H226V18H225ZM232 19H233V18H232ZM232 19H231V20H232ZM246 19H247V18H246ZM24 20H25V19H24ZM24 20H23V22H24ZM69 20H70V19H69ZM108 20H109V19H108ZM139 20H140V19H139ZM175 20H176V19H175ZM219 20H220V19H219ZM223 20H224V19H223ZM231 20H230V21H231ZM233 20H234V19H233ZM256 20H258V19L256 18ZM21 21H22V20H21ZM39 21H40V20H39ZM42 21H43V20H42ZM44 21H45V20H44ZM80 21H82V19H81ZM114 21H115V20H114ZM143 21H144V20H143ZM217 21H218V20H217ZM221 21H222V20H221ZM224 21H225V20H224ZM258 21H260V20H258ZM1 22H0V23H1ZM7 22L9 23V21H7ZM19 22H20V21H19ZM19 22H16V24L19 23ZM36 22H38V21H36ZM40 22H41V21H40ZM49 22H50V21H49ZM64 22H65V21H63V24H65ZM68 22H69V21H68ZM82 22H83V21H82ZM108 22H109V21H108ZM260 22H263V21H260ZM260 22H258V23L260 24ZM3 23H4V22H3ZM12 23H14V22L12 21ZM38 23H39V22H38ZM85 23H86V22H84V24H85ZM87 23H88V22H87ZM165 23H166V22H165ZM255 23H257V22H255ZM255 23H254V24H255ZM1 24H2V23H1ZM1 24H0V25H1ZM4 24H5V23H4ZM14 24H15V23H14ZM16 24H15V25H16ZM27 24H28V23H27ZM41 24H42V23H41ZM59 24H60V22H59ZM59 24L57 23L58 26H59ZM72 24H73V23H72ZM143 24H144V23H143ZM161 24H162V23H161ZM262 24H264V23H262ZM2 25H3V24H2ZM7 25H8V24H7ZM7 25H6V26H7ZM15 25H13L14 28L16 27ZM20 25H21V24H20ZM23 25H24V24H23ZM28 25H29V24H28ZM33 25H34V24H33ZM47 25H49V23H47ZM51 25L53 26L52 23L50 24V26H51ZM137 25H138V24H137ZM226 25H227V23H226ZM229 25H230V23L228 24V26H229ZM260 25H261V24H260ZM17 26H18V24H17ZM24 26H25V25H24ZM31 26H32V25H31ZM52 26H51V27H52ZM55 26H56V25H55ZM60 26H61V25H60ZM62 26H64V25H62ZM65 26H66V25H65ZM70 26H71V25H70ZM74 26H75V25H74ZM132 26H133V25H132ZM157 26H158V25H157ZM243 26H244V25H243ZM3 27H4V25H3ZM9 27H10V26H9ZM27 27H28V26H27ZM39 27H40V26H39ZM47 27H48V26H47ZM56 27H57V26H56ZM66 27L69 28V24H68V26H66ZM71 27H72V26H71ZM71 27H70V28H71ZM134 27H135V26H134ZM134 27H132V28H134ZM257 27H258V25H257ZM257 27H256V28H257ZM1 28H2V27H1ZM10 28H11V27H10ZM14 28H11V29H14ZM17 28H20V27H17ZM24 28H25V27H24ZM24 28H23V29H24ZM37 28H38V27H37ZM43 28H44V27H43ZM45 28H46V27H45ZM57 28H58V27H57ZM60 28H62V27H60ZM243 28H244V27H243ZM5 29H6V28H5ZM7 29H8V27H7ZM7 29H6V30H7ZM20 29H22V28H20ZM23 29H22V30H23ZM27 29H28V28H27ZM33 29H34V28H33ZM38 29H40V28H38ZM38 29H36V30L34 29L35 32H38ZM65 29H67V28H65ZM134 29H135V28H134ZM230 29H231V28H230ZM3 30H4V28H2V30H0V32H2ZM44 30H45L44 33L46 34V35L44 34V36H47V35H48V32L50 33L49 30H51V29L48 28V29H47L48 32H46V29H43V31H44ZM63 30H64V29H63ZM70 30H71V29H70ZM231 30H232V29H231ZM4 31H5V30H4ZM40 31H41V33H43L42 30H40ZM40 31H39V32H40ZM51 31H52V30H51ZM64 31H65V30H64ZM131 31H132V30H131ZM227 31H230V30L228 29ZM7 32H8V31H7ZM27 32H28V31H27ZM30 32H32V31H30ZM55 32H56V31H55ZM55 32H54V33H55ZM94 32H95V31H94ZM138 32H139V31H138ZM9 33H10V32H9ZM9 33H6V32H5L4 34H6V37H8ZM11 33H13V30H12ZM54 33H53V34H54ZM57 33H59V32H57ZM71 33H72V32H71ZM129 33H130V32H129ZM144 33H145V32H144ZM231 33H232V32H231ZM231 33H230V34H231ZM252 33H253V32H252ZM256 33H257V32H256ZM2 34H3V33H1V35H2ZM7 34H8V35H7ZM13 34H14V33H13ZM13 34H12V35H13ZM22 34H23V32H22ZM28 34H29L30 36L32 35L31 33H28ZM36 34H39V33H36ZM36 34H35V35H36ZM51 34H52V32H51L49 35L51 36ZM55 34H56V33H55ZM226 34H227V33H226ZM228 34H229V33H228ZM10 35H11V34H10ZM15 35H18V34H14L13 36H15ZM19 35H20V34H19ZM24 35H26V36H24L25 38L29 36V35L27 36V33H26V34L24 33ZM33 35H34V34H33ZM49 35H48V36H49ZM2 36H3V35H2ZM4 36H5V35H4ZM21 36H22V35H21ZM30 36H29V37H30ZM41 36H43V34H42ZM41 36H40V37H41ZM72 36H73V35H72ZM98 36H99V35H98ZM9 37H10V36H9ZM22 37H23V36H22ZM36 37H37V35H36ZM86 37H87V36H86ZM263 37H264V35H263ZM263 37H262V38H263ZM2 38H4V37H2ZM33 38H34V36H33ZM161 38H162V37H161ZM10 39H11V38H10ZM34 39H35V38H34ZM106 39H107V38H106ZM229 39H230V38H229ZM12 40H13V37H12ZM12 40H10L9 42H11ZM84 40H85V39H84ZM167 40H168V39H167ZM239 40H241V39H239ZM261 40H262V39H261ZM5 41H6V40H5ZM88 41H89V40H88ZM88 41H87V42H88ZM9 42H8V43H9ZM89 42H90V41H89ZM162 42H164V41H162ZM8 43H7V44H8ZM73 43H74V42H73ZM76 43H77V42H76ZM78 43H79V42H78ZM78 43H77V44H78ZM84 43H85V42H84ZM260 43H261V42H260ZM9 44L11 45V43H9ZM64 44H65V43H64ZM168 44H169V43H168ZM261 44H262V43H261ZM263 44H264V43H263ZM263 44H262V45H263ZM2 45H3V44H2ZM72 45H73V44H72ZM75 45H76V44H75ZM78 45H79V44H78ZM102 45H103V44H102ZM172 45H173V44H172ZM258 45H259V44H258ZM106 46H107V45H106ZM155 46H156V45H155ZM155 46H154V47H155ZM166 46H167V45H166ZM58 47H59V46H58ZM172 47H173V46H172ZM255 47H257V46H255ZM4 48H5V47H4ZM6 48H7V47H6ZM10 48H11V47H10ZM257 48H258V47H257ZM7 49H8V48H7ZM7 49H6V50H7ZM112 49H113V48H112ZM1 50H2V48H1ZM9 50H10V49H9ZM105 50H106V49H105ZM250 50H251V48H250ZM7 51H8V50H7ZM103 51H104V50H103ZM9 52H10V51H9ZM104 52H105V51H104ZM119 52H120V51H119ZM0 53H1V51H0ZM2 53H3V52H2ZM11 53H12V52H11ZM11 53H10V54H11ZM19 54H20V53H19ZM78 54H79V53H78ZM100 54H101V53H100ZM119 54H120V53H119ZM159 54H160V53H159ZM30 55H31V54H30ZM87 55H88V54H87ZM21 56H22V55H21ZM76 56H77V55H76ZM128 56H129V55H128ZM257 56H258V55H257ZM257 56H256V57H257ZM259 56H260V54H259ZM259 56H258V57H259ZM262 56H263V55H262ZM8 57H9V56H8ZM73 57H74V55H73ZM95 57H96V56H95ZM103 57H104V56H103ZM258 57H257V58H258ZM263 57H264V56H263ZM9 58H10V57H9ZM104 58H105V57H104ZM253 58H254V57H253ZM257 58H256V59H257ZM86 59H87V58H86ZM163 59H164V58H163ZM256 59H255V61H256ZM259 59H260V58H259ZM263 59H264V58H263ZM247 60H248V59H247ZM261 60H262V59H261ZM6 61H7V60H6ZM129 61H130V60H129ZM154 61H155V60H154ZM158 61H159V60H158ZM162 61H163V60H162ZM162 61H161V62H162ZM259 61H260V60H259ZM7 62H8V61H7ZM7 62H6V63H7ZM10 62H11V61H9L8 63H10ZM28 62H29V61H28ZM108 62H109V61H108ZM111 62H112V61H111ZM121 62H122V61H121ZM130 62H131V61H130ZM261 62H262V61H260V63H261ZM11 63H12V62H11ZM11 63L8 64V65H11ZM113 63H114V62H113ZM128 63H129V62H128ZM263 63H264V62H263ZM263 63H262V64H263ZM132 64H133V63H132ZM167 64H168V63H167ZM1 65H2V64H1ZM4 65H5V64H4ZM257 65H258V64H257ZM5 66H7V65H5ZM13 66H14V65H13ZM126 66H127V65H126ZM258 66H259V65H258ZM262 66H263V65H262ZM7 67H9V66H7ZM16 67H17V66H16ZM23 68H24V67H23ZM123 68H124V67H123ZM251 68H252V67H251ZM129 70H130V69H129ZM18 71H19V70H18ZM4 72H5V71H4ZM0 73H1V72H0ZM20 73H21V72H20ZM1 74H2V73H1ZM6 75H7V74H6ZM55 76H56V75H55ZM260 76H261V75H260ZM57 77H58V76H57ZM58 78H59V77H58ZM152 79H153V78H152ZM1 80H2V79H1ZM53 80H54V79H53ZM53 80H52V81H53ZM47 81H49V80H47ZM52 81H51V82H52ZM110 81H112V80H110ZM152 81H153V80H152ZM85 82H86V81H85ZM92 82H93V81H92ZM98 82H99V81H98ZM19 83H20V82H19ZM110 83H111V82H110ZM121 83H122V82H121ZM140 83H141V82H140ZM172 83H174V82H172ZM98 84H99V83H98ZM98 84H96V86H97ZM106 84H107V83H106ZM111 84H113V83H111ZM117 84H118V83H117ZM125 84H126V83H125ZM156 84H157V83H156ZM85 85H86V84H85ZM126 85H127V84H126ZM47 86H48V85H47ZM50 86H51V85H50ZM98 86H99V85H98ZM121 86H122V85H121ZM127 86H128V85H127ZM127 86H126V87H127ZM142 86H143V85H142ZM162 86H163V84H162ZM180 86H181V85H180ZM143 87H144V86H143ZM85 88H86V86H85ZM99 88H100V86H99ZM103 88H104V87L101 88V94H102V93H106V94H102L103 96L106 95V97H107L108 92H110L111 90H114V89H111V90L108 91V92H107V91L103 92V91H102ZM184 88H185V87H184ZM47 89H48V87H47ZM81 89H82V87H81ZM134 89H135V88H134ZM173 89H174V88H172V90H173ZM3 90H4V89H3ZM83 90H84V89H83ZM97 90H98V89H97ZM127 90H128V89H127ZM167 90H168V89H167ZM170 90H171V89H170ZM174 90H175V89H174ZM174 90H173V91H174ZM54 91H55V89H54ZM85 91H86V90H85ZM115 91H116V90H115ZM120 91H122V90L120 89ZM124 91H126V89H125ZM132 91H133V90H132ZM168 91H169V90H168ZM173 91H172V92H173ZM6 92H7V91H6ZM48 92H49V90H48ZM50 92H51V90H50ZM74 92H75V91H74ZM87 92H89V91H87ZM90 92H91V91H90ZM111 92H112V91H111ZM111 92L108 94V96H110ZM118 92H119V91H118ZM159 92H160V91H159ZM240 92H241V91H240ZM7 93H8V92H7ZM9 93H10V92H9ZM16 93H17V92H16ZM16 93H15V94H16ZM25 93H26V92H25ZM68 93H69V92H68ZM68 93H67V94H68ZM70 93H73V91H72V92L70 91ZM92 93H93V92H92ZM122 93H123V92H122ZM156 93H157V92H156ZM169 93H170V92H169ZM11 94H12V93H11ZM51 94H52V93H51ZM60 94H61V93H60ZM74 94H75V93H74ZM88 94H90V93H88ZM88 94H86V95H88ZM113 94H115V92H113ZM120 94H121V93H119V95H120ZM126 94H127V91H126ZM138 94H139V93H138ZM149 94H150V93H149ZM149 94H147V95L149 96ZM0 95H1V94H0ZM29 95H30V94H29ZM29 95L27 94V96H29ZM70 95H72V94H70ZM81 95H82V94H81ZM94 95H95V94H94ZM97 95H98V93H97ZM99 95H100V94H99ZM111 95H112V94H111ZM130 95H131V94H130ZM145 95H146V94H145ZM151 95H153V94H151ZM160 95H161V94H160ZM245 95H246V94H245ZM3 96H4V95H3ZM6 96H7V94H6ZM10 96H11V95L8 94V97H10ZM13 96H14V95H13ZM32 96H33V95H32ZM49 96H50V95H49ZM59 96H60V95H59ZM73 96H74V95H73ZM89 96H91V94H90ZM113 96H114V95H113ZM117 96H118V94H117ZM117 96L115 95L113 98H115V97H117ZM123 96H124V95H123ZM126 96H128V95H126ZM132 96H133V95H132ZM141 96H142V95H141ZM211 96H212V95H211ZM0 97H1V96H0ZM29 97H31V96H29ZM38 97L40 98V94H39ZM38 97L36 96V98H38ZM75 97H76V95H75ZM77 97H78V96H77ZM77 97H76V98H77ZM82 97H85V96H82ZM92 97H93V96H92ZM106 97H105V98H106ZM214 97H215V96H214ZM248 97H249V96H248ZM4 98H5V97H4ZM34 98H35V97H34ZM36 98H35L34 100H36ZM41 98H42V97H41ZM89 98H90V97H89ZM89 98L87 97V99H89ZM111 98H112V97H111ZM113 98H112V99H113ZM133 98H134V97H132V100H133ZM148 98H149V97H148ZM236 98H237V97H236ZM243 98H244V97H243ZM28 99H29V98H28ZM30 99H31V98H30ZM43 99H44V98H43ZM52 99H53V98H52ZM66 99L68 100V98H66ZM73 99H74V98H73ZM90 99H91V98H90ZM94 99L97 101V98H96V97H95ZM98 99H100V98H98ZM108 99H109V98H108ZM112 99H110L112 102L115 101V103H116V102L118 103L120 99H122L121 101H123V99H125V98H124V97H123V98H119V100H117V101H116L115 99H114V100H112ZM136 99H137V98H136ZM138 99H139V98H138ZM7 100H8V99H7ZM11 100H12V99H11ZM24 100H26V97L24 98ZM37 100H38V99H37ZM37 100H36V101H37ZM81 100H82V98H81ZM125 100H126V99H125ZM130 100H131V99H130ZM130 100L128 99L129 102H130ZM146 100H147V99H146ZM151 100H152V98H151ZM151 100H150V101H151ZM154 100H155V99H154ZM154 100H153V101H154ZM241 100H242V99H241ZM241 100H238V102H240ZM244 100H245V99H244ZM22 101H23V100H22ZM29 101H30V100H29ZM41 101H42V99H41ZM48 101H49V100H48ZM75 101H76V100H75ZM82 101H83V100H82ZM90 101H92V100H90ZM111 101H110V102H111ZM135 101H138V100H135ZM143 101H144V100H143ZM150 101H149V102H150ZM199 101H200V99H199ZM242 101H243V100H242ZM242 101H241V102H242ZM14 102H16V101H14ZM23 102H24V101H23ZM26 102H27V101H26ZM34 102H35V101H34ZM43 102H44V101H43ZM52 102H53V101H52ZM54 102H55V101H54ZM65 102H66V101H65ZM73 102H74V101H73ZM83 102H84V101H83ZM86 102H89V101H86ZM110 102H109V103H110ZM123 102H124V101H123ZM129 102H128V103H129ZM131 102H132V101H131ZM133 102H134V101H133ZM138 102H139V101H138ZM141 102H142V101H141ZM141 102H140V103H141ZM1 103H3L2 100H1ZM12 103H13V102H12ZM24 103H25V102H24ZM24 103H23V105H25ZM31 103H32V102H31ZM35 103H36V102H35ZM41 103H42V102H41ZM47 103H48V102H47ZM50 103H51V101H50ZM67 103H68V101H67ZM69 103H71V102H69ZM74 103H75V102H74ZM91 103L97 104V106H98V102H97V103H95V102H91ZM100 103H101V102H100ZM106 103H108V102H106ZM124 103H125V102H124ZM126 103H127V102H126ZM142 103L145 105V104L148 103V102L146 101V103H145V102H142ZM142 103H141V104H142ZM206 103H207V102H206ZM55 104H57V103H55ZM60 104H61V103H60ZM60 104H59V110H60ZM111 104H113V103H111ZM119 104H120V102H119ZM121 104H122V103H121ZM129 104H130V103H129ZM134 104H135V103H134ZM136 104H137V103H136ZM143 104H142V105H143ZM197 104H199V103H197ZM202 104H203V103H202ZM245 104H246V102H244V106H246ZM3 105H4V104H3ZM12 105H13V104H12ZM12 105H11V106H12ZM15 105H16V103H15ZM17 105H18V104H17ZM38 105H39V101H38ZM40 105H41V104H40ZM45 105H46V104H45ZM45 105H42V106H43L42 109L45 108ZM57 105H58V104H57ZM117 105H118V104H117ZM117 105L115 104L114 106H117ZM132 105H133V104H132ZM132 105H131V106H132ZM147 105H149V104H147ZM200 105H201V104H200ZM247 105H248V104H247ZM20 106H21V105H20ZM32 106H33V105H31V107H32ZM36 106H37V105H36ZM65 106H67V104H65ZM80 106L82 107L83 105H80ZM99 106H101V105H99ZM104 106H105V105H104ZM127 106H129V105H127ZM137 106H139V105H137ZM150 106H151V105H150ZM195 106H196V105H195ZM198 106H199V105H198ZM198 106H196V107H198ZM203 106H204V105H203ZM209 106H210V105H209ZM18 107H19V106H18ZM25 107H26V106H25ZM28 107H29V106H28ZM37 107H39V106H37ZM54 107H55V106H54ZM56 107H57V106H56ZM76 107H77V106H76ZM91 107H92V106H91ZM129 107H130V106H129ZM133 107H134V106H133ZM145 107H146V106H145ZM145 107H144V108H145ZM211 107H212V106H211ZM239 107H240V106H239ZM241 107H242V106H241ZM241 107H240V108H241ZM247 107H248V106H246V108H245V107H244V108L247 109ZM0 108H2V107L0 106ZM9 108H10V107H9ZM11 108L13 109V107H11ZM23 108H24V107H23ZM34 108H35V107H34ZM48 108H49V105H48ZM51 108H52V107H51ZM61 108H62V105H61ZM101 108H102V107H101ZM103 108H104V107H103ZM118 108H119V107H118ZM170 108H171V107H170ZM187 108H188V107H187ZM20 109L23 110L22 107H21ZM20 109H18V110H20ZM27 109H28V108H27ZM36 109H39V108H36ZM52 109H53V108H52ZM56 109H57V108H55V110H56ZM62 109H64V107H63ZM68 109H69V108H68ZM68 109H67V110H68ZM73 109H74V108H73ZM77 109H78V108H77ZM80 109H81V108H80ZM83 109H84V108H83ZM131 109H132V108H131ZM134 109H135V108H134ZM150 109H151V108H150ZM152 109H154V108H152ZM190 109H191V108H190ZM221 109H222V108H221ZM242 109H243V107H242ZM249 109H250V108H249ZM249 109H247V110L249 111ZM263 109H264V108H263ZM0 110H1V109H0ZM10 110H11V109H10ZM28 110H29V109H28ZM31 110H32V109H31ZM47 110H49V109H47ZM47 110H45V111H47ZM59 110H58V111H59ZM154 110H155V109H154ZM175 110H176V109H175ZM239 110H240V109H239ZM16 111H17V110H16ZM50 111H51V110H50ZM58 111H57V113H58ZM68 111H69V110H68ZM68 111H67V112H68ZM70 111H71V109H70ZM70 111H69V112H70ZM79 111H80V110H79ZM81 111H82V109H81ZM84 111H85V110H84ZM96 111H97V110H96ZM147 111H148V109H147ZM147 111L145 110V112H147ZM241 111H242V110H241ZM241 111H240V113H241ZM245 111H246V110H245ZM245 111H244V112H245ZM250 111H251V110H250ZM257 111H258V110H257ZM18 112H20V111H18ZM22 112L24 113L25 111H22ZM22 112H21V113H22ZM31 112H32V111H31ZM35 112H36V111H35ZM55 112H56V111H55ZM60 112H62V111H60ZM64 112H65V111H63L62 113H64ZM69 112H68V115L70 116L71 113H69ZM73 112H74V111H73ZM77 112H78V111H77ZM77 112H76V114H78ZM89 112H90V111H89ZM89 112H82V113H87V114H88ZM149 112H150V111H149ZM201 112H202V111H201ZM209 112H210V110H209ZM212 112H213V111H212ZM260 112H261V111H260ZM12 113H13V112H12ZM25 113L27 114V112H25ZM29 113H30V112H29ZM33 113H34V112H33ZM45 113H46V112H45ZM92 113H93V112H92ZM92 113H91V114H92ZM158 113H159V112H158ZM181 113H182V112H181ZM188 113H189V112H188ZM190 113H191V112H190ZM204 113H205V112H204ZM213 113H214V112H213ZM247 113H248V112H247ZM247 113H246V114H247ZM2 114H3V113H2ZM15 114H16V113H15ZM47 114H48V113H47ZM53 114H54V113H53ZM65 114H67V113L65 112ZM76 114H75V116H76ZM133 114H134V113H133ZM145 114H146V113H145ZM151 114H152V113H151ZM153 114H154V112H153ZM193 114H194V113H193ZM202 114H203V113H202ZM241 114H242V113H241ZM248 114H249V113H248ZM251 114H252V113H251ZM262 114H263V112H262ZM4 115H5V114H4ZM12 115H13V114H12ZM22 115H23V114H22ZM35 115H36V114H35ZM35 115H34V116H35ZM39 115H40V114H39ZM62 115H63V114H62ZM78 115H79V114H78ZM83 115H84V114H83ZM83 115H82V116L80 115V116L83 117ZM112 115H114V114H112ZM115 115H117V114L115 113ZM115 115H114V116H115ZM124 115H125V114H124ZM195 115H196V114H195ZM195 115H194V116H195ZM205 115H206V114H205ZM209 115H210V114H209ZM213 115H215V113H214ZM220 115H221V114H220ZM222 115H223V114H222ZM14 116H15V115H14ZM34 116H33V117H34ZM45 116H46V115H45ZM45 116H44V117H45ZM65 116H66V115H65ZM85 116H86V115H85ZM85 116H84V117H85ZM87 116H88V115H87ZM87 116H86V118H87ZM90 116H91V115H90ZM117 116H118V115H117ZM119 116H121V115H119ZM148 116L150 117V115H148ZM172 116H173V115H172ZM177 116H178V115L176 114V117H177ZM181 116H183V115H180V117H181ZM186 116H187V115H186ZM203 116H204V115H203ZM216 116H217V117H220V116H218V114H217ZM216 116H215V117H216ZM240 116L244 117L243 115H240ZM247 116H248V115H247ZM8 117H10V116H8ZM11 117H12L11 119L14 118L13 116H11ZM24 117H25V115H24ZM26 117H28V116H26ZM36 117H37V116H36ZM38 117L40 118L41 115L38 116ZM54 117H55V116H54ZM71 117H72V116H71ZM88 117H89V116H88ZM126 117H128V114L126 115ZM131 117H132V116H131ZM178 117H179V116H178ZM204 117H205V116H204ZM206 117H207V116H206ZM213 117H214V116H213ZM257 117H258V115H257ZM4 118H5V117H4ZM15 118H16V117H15ZM28 118H29V117H28ZM64 118H65V117H64ZM74 118H75V117H74ZM101 118H102V117H101ZM108 118H110V117H108ZM111 118H112V117H111ZM172 118H173V117H172ZM181 118L183 119L184 117H181ZM181 118H179V119L181 120ZM188 118H189V117H188ZM190 118H192V117H190ZM190 118H189V119H190ZM199 118L202 119V118H201V113H200ZM220 118H221V117H220ZM223 118H224V117H223ZM244 118H245V117H244ZM244 118H243V119H244ZM246 118H247V117H246ZM263 118H264V117H263ZM17 119L20 120L21 118H20V117H19V118L17 117ZM37 119H38V118H37ZM52 119H53V118H52ZM115 119H117V118L115 117ZM120 119H121V118H120ZM122 119H123V118H122ZM130 119H131V118H130ZM179 119H178V120H179ZM189 119H187V120H189ZM197 119H198V118H197ZM204 119H205V118H204ZM226 119H227V118H226ZM254 119H255V118H254ZM1 120H2V119H1ZM21 120H22V119H21ZM25 120H26V119H25ZM35 120H36V119H35ZM53 120H54V119H53ZM101 120H103V119H101ZM101 120H100V121H101ZM113 120H114V119H113ZM117 120H118V119H117ZM154 120H155V119H154ZM178 120H177V121H178ZM180 120H179V121H180ZM193 120H194V119H193ZM193 120H192V122H193ZM213 120H214V119H213ZM217 120H218V118H217ZM217 120H216V121H217ZM221 120H223V119H221ZM250 120H251V119H250ZM250 120H249V121H250ZM258 120H259V119H258ZM261 120H264V119H261ZM5 121H6V120H5ZM14 121H16V119H14ZM45 121H46V120H45ZM56 121H57V120H56ZM95 121H97V120H95ZM124 121H125V120H124ZM129 121H130V120H129ZM134 121H135V120H134ZM177 121H176V122H177ZM179 121H178V122H179ZM185 121H186V120H185ZM198 121H199V120H198ZM198 121H197V122H198ZM205 121H206V119H205ZM211 121H212V120H211ZM216 121H215V122H216ZM223 121H224V120H223ZM241 121H242V120H241ZM243 121H244V120H243ZM6 122H8V121H6ZM6 122H5L4 124H7ZM9 122H10V121H9ZM19 122H20V121H19ZM22 122H24V121H22ZM29 122L31 123L32 121H29ZM36 122H38V121H36ZM36 122H34V123H36ZM39 122H40V121H39ZM43 122H44V121H43ZM43 122H42V123H43ZM46 122H48V121H46ZM53 122H54V121H53ZM88 122H89V121H88ZM111 122H112V121H111ZM120 122H121V121H120ZM120 122H119V123H120ZM127 122H128V121H127ZM182 122H184V121H182ZM197 122L195 121L194 123H197ZM202 122H203V121H202ZM206 122H207V121H206ZM209 122H210V119H209ZM209 122H208V123H209ZM213 122H214V121H213ZM213 122H210V123H212V125H213ZM217 122H218V121H217ZM220 122H222V121H220ZM226 122H227V124H228V119H227ZM226 122H225V124H226ZM238 122H239V121H238ZM250 122H251V121H250ZM263 122H264V121H263ZM25 123H26V122H25ZM27 123H28V121H27ZM34 123L32 122L33 125H34ZM44 123H45V122H44ZM50 123H51V122H50ZM50 123H49V124H50ZM60 123H61V122H60ZM91 123H92V122H91ZM99 123H101V122H98V126H100ZM107 123H108V122H107ZM113 123H117L116 120H115V122H113ZM113 123H112V124H113ZM189 123H190V124H187V125H192L191 122H189ZM198 123H199V122H198ZM198 123H197V124H198ZM200 123H201V122H200ZM229 123H230V122H229ZM231 123H233V122H231ZM231 123H230V124H231ZM240 123H241V122H240ZM15 124H17V123H15ZM23 124H24V123H23ZM46 124H48V123H45V125H46ZM49 124H48V127H49ZM52 124H53V123H52ZM54 124H55V123H54ZM56 124H57V123H56ZM88 124H90V123H88ZM95 124H96V123H94V125L92 124V127H95ZM112 124H111V125H112ZM131 124H132V123H131ZM185 124H186V122H185ZM185 124H184V126H185ZM197 124H196V125H197ZM218 124H219V122H218ZM222 124H223V122H222ZM222 124H220V126H221ZM243 124H244V123H243ZM245 124H247V122H246ZM245 124H244V125H245ZM9 125H10V124H9ZM18 125H19V124H18ZM18 125H15V126H18ZM33 125H32V127H33ZM35 125H37V124H35ZM57 125H58V124H57ZM60 125H62V124H60ZM60 125H58V126H60ZM83 125L85 126L84 123H83ZM96 125H97V124H96ZM101 125H102V124H101ZM105 125H106V124H105ZM111 125H110V126H111ZM114 125H115V124H114ZM114 125H113V126H114ZM175 125H177V123H176ZM182 125H183V124H182ZM206 125H209V124L206 123ZM228 125H229V124H228ZM233 125H234V124H233ZM239 125H240V124H239ZM244 125H242V123H241V126H244ZM11 126H13V123H12ZM19 126H20V125H19ZM22 126H23V125H22ZM22 126H21V127H22ZM24 126H25V125H24ZM24 126H23V127H24ZM54 126H55V125H54ZM65 126H66V125H65ZM80 126H81V125H80ZM136 126H137V125H136ZM136 126H135V127H136ZM184 126H182L181 128H183ZM197 126H198V125H197ZM199 126H201V125H199ZM204 126H205V125H204ZM220 126H219V127H220ZM223 126H224V125H223ZM3 127H4V126H3ZM23 127H22V128H23ZM29 127H30V126H29ZM29 127H28V128H29ZM72 127H73V125H72ZM81 127L83 128V126H81ZM88 127H89V126H88ZM104 127H105V126H104ZM104 127H103V128H104ZM115 127H117V125H116ZM118 127H119V126H118ZM178 127H179V125H178ZM187 127H189V126H187ZM211 127H212V126H211ZM233 127L235 128V126H233ZM16 128H18V127H16ZM28 128H27V126H26V130H28ZM35 128H36V127H35ZM39 128H40V126H38V129H39ZM44 128H45V127H44ZM49 128H50V127H49ZM54 128H57V126L54 127ZM54 128H53V129H54ZM58 128H60V127H58ZM58 128H57V129H58ZM65 128H67V127H65ZM65 128H64V129H65ZM75 128H76V127H75ZM75 128H74V130L77 131ZM77 128H78V127H77ZM82 128H80L79 131H81V130H82V131H85V130H83ZM90 128H91V126H90ZM103 128H102V131H103ZM127 128H128V127H127ZM185 128H186V127H185ZM197 128H198V127H197ZM201 128H202V126H201ZM201 128H200V129H201ZM209 128H210V127H209ZM238 128H239V127H238ZM238 128H236V129L238 130ZM8 129H9V128H8ZM33 129H34V128H33ZM40 129H43V127H41ZM64 129H63V130H64ZM88 129H89V128H88ZM95 129H96V128H95ZM107 129H108V128H107ZM107 129H106V132H108V133L112 131L111 129H110L111 131H110V130L108 131ZM114 129H115V128H114ZM119 129H120V128H119ZM119 129H118V130H119ZM123 129H124V128H123ZM194 129H195V128H194ZM206 129H207V126H206ZM206 129H205L204 131H206ZM210 129H211V128H210ZM212 129H213V128H212ZM221 129H222V128H221ZM221 129H220V130H221ZM236 129H235V130H236ZM240 129H241V127H240ZM258 129H259V128H258ZM6 130H7V129H6ZM14 130H15V129H14ZM20 130H21V128H20ZM47 130H48V129H47ZM74 130H73V133H74ZM92 130H94V128H91V131H92ZM128 130H129V129H128ZM133 130H134V129H133ZM135 130H137V129H135ZM138 130H139V129H138ZM180 130H181V129H180ZM180 130H179V131H180ZM214 130H216V127L214 128ZM217 130H218V127H217ZM28 131L30 132V130H28ZM53 131H54V130H53ZM70 131H71V128H70ZM94 131H95V130H94ZM115 131H116V130H115ZM122 131H123V130H122ZM140 131H141V130H140ZM153 131H154V130H153ZM189 131H190V129H189ZM208 131H209V130L207 129V132H208ZM211 131L213 132V130H211ZM240 131H241V130L237 131L236 133H241ZM261 131H262V130H261ZM10 132H11V131H10ZM14 132H16V131H14ZM14 132L12 131V136H13V133H14ZM18 132H19V130H18ZM18 132H17V133H18ZM35 132H36V131H35ZM37 132H38V131H37ZM37 132H36V133H37ZM50 132H51V134L53 133L52 131H50ZM50 132H49V133H50ZM60 132H61V131H60ZM64 132H66V130H64ZM124 132H125V131H124ZM127 132H129V131L126 130L125 133H127ZM131 132H133V131L131 130ZM137 132H138V131H137ZM183 132H184V131H183ZM20 133H21V132H20ZM33 133H34V132H33ZM33 133H32V134H33ZM36 133H35V134H36ZM43 133H44V132H43ZM54 133H55V132H54ZM58 133H59V131H58ZM58 133H56V135H57ZM73 133H72V134H73ZM75 133L77 134V132H75ZM85 133H86V132H85ZM89 133H90V132H89ZM99 133H100V132H99ZM101 133H102V132H101ZM111 133H112V132H111ZM129 133H130V132H129ZM135 133H136V132H135ZM139 133H141V132H139ZM143 133H144V132H143ZM188 133H189V132H188ZM193 133H196V132H193ZM260 133H261V132H260ZM4 134L6 135V133H4ZM32 134H31V135H32ZM39 134H40V133H39ZM39 134H37V136H38ZM51 134H50V135H51ZM60 134H62V132H61ZM65 134H66V133H65ZM68 134H69V133H68ZM81 134H82V133H81ZM93 134H94V133H92V135H93ZM103 134H104V133H103ZM105 134H106V133H105ZM113 134H114V133H113ZM145 134H146V133H144V135H145ZM150 134H151V133H150ZM150 134H149V135L146 134V135H147V136H146V139H147V137L149 136L150 139L152 140L153 135H152V137H151ZM203 134H204V133H203ZM209 134H210V132H209ZM211 134H212V133H211ZM257 134H259V133H257ZM2 135H3V134H2ZM17 135H18V134H17ZM22 135H23V134H22ZM22 135H21V137H22ZM31 135H29V136H31ZM48 135H49V134L47 133V137H48ZM69 135H71V134H69ZM73 135H74V134H73ZM85 135H86V134H85ZM92 135H90V136L92 137ZM95 135H97V134H94V136H95ZM126 135H127V134H126ZM130 135H133V134L130 133ZM130 135H129V137H130ZM135 135H136V134H135ZM137 135H138V133H137ZM140 135H141V137H142V134H140ZM175 135H176V134H175ZM260 135H262V133H261ZM260 135H259V136H260ZM14 136H15V135H14ZM14 136H13V137H14ZM23 136H24V135H23ZM45 136H46V135H45ZM53 136H54V135H53ZM61 136H62V135H61ZM86 136H87V135H86ZM105 136H107V135H105ZM116 136H117V135H116ZM116 136H115V137H116ZM251 136H252V135H251ZM0 137H2V136H0ZM5 137H6V136H5ZM18 137H20V136H18ZM18 137H14V139H15V138L18 139ZM25 137H27V136L25 135ZM33 137H35V135H33ZM72 137H73V136H72ZM88 137H89V136H88ZM100 137H101V136H100ZM110 137H111V136H110ZM113 137H114V136H113ZM117 137H118V136H117ZM131 137L134 138V136H131ZM155 137H156V136H155ZM213 137H214V136H213ZM260 137H261V136H260ZM263 137H264V136H263ZM7 138H8V137H7ZM31 138H32V137H31ZM36 138H37V137H36ZM43 138H44V137H43ZM43 138L40 137V138H38V140H39V139L42 140ZM48 138H49V137H48ZM79 138H81V137L79 136ZM125 138H126V137H125ZM135 138H136V137H135ZM142 138H144V137H142ZM256 138H257V137H256ZM0 139H1V138H0ZM2 139H3V138H2ZM5 139H6V138H5ZM5 139H4V140H5ZM22 139H23L24 141L26 140L25 138H22ZM27 139H28V138H27ZM29 139H30V138H29ZM34 139H35V138H34ZM34 139H33V140H34ZM45 139H46V138H45ZM61 139H62V138H61ZM63 139H64V138H63ZM63 139H62V140H63ZM65 139H66V138H65ZM65 139H64V140H65ZM69 139H74V138H69ZM93 139H94V138H93ZM111 139H114V138H111ZM115 139H117V138H115ZM120 139H121V138H120ZM136 139H137V138H136ZM146 139H145V140H146ZM216 139H217V138H216ZM260 139L264 141V139H262V138H260ZM260 139L258 138L259 141H260ZM6 140H7V139H6ZM15 140H16V139H15ZM35 140H37V139H35ZM58 140H59V139H58ZM62 140H61V143H62ZM76 140H77V139H76ZM78 140H79V139H78ZM78 140H77L76 142H78ZM145 140H144V141H145ZM153 140H155V139L153 138ZM0 141H1V140H0ZM26 141H28V140H26ZM39 141H40V140H39ZM45 141H46V140H45ZM50 141H51V140H50ZM68 141H69V140H68ZM72 141H74V140H72ZM82 141H83V140H82ZM106 141H107V140H106ZM118 141H119V140H118ZM133 141H134V140H133ZM142 141H143V140H142ZM144 141H143V142H144ZM228 141H229V140H228ZM231 141H232V140H231ZM236 141H237V140H236ZM256 141H257V140H256ZM1 142H2V141H1ZM47 142H48V141H47ZM54 142H55V141H54ZM59 142H60V141H59ZM59 142H57V144H58ZM69 142H70V141H69ZM69 142H68V143H69ZM79 142H81V141H79ZM99 142H100V141H99ZM113 142H114V141H113ZM113 142H112V143H113ZM119 142H120V141H119ZM119 142H118V143H119ZM128 142H129V141H128ZM140 142H141V141H140ZM151 142H152V141H151ZM183 142H184V141H183ZM223 142H225V140H224ZM226 142H227V140H226ZM18 143H19V142H18ZM18 143H17V144H18ZM36 143H37V142H36ZM38 143H40L41 145H42V143L44 144V142H42V143H41V142H38ZM55 143H56V142H55ZM82 143H83V142H82ZM107 143H108V142H107ZM110 143H111V142H110ZM110 143H108V145H109ZM112 143H111V144H112ZM114 143H115V142H114ZM114 143H113V144H114ZM121 143H122V142H121ZM144 143H148V141H147V142H144ZM227 143H228V142H227ZM247 143H248V141H247ZM247 143H245V144H247ZM21 144H22V143L20 142L19 145L21 146ZM24 144H25V143H24ZM47 144H49V142H48ZM51 144H52V143H50V145H51ZM64 144L67 145L66 142H64ZM75 144H76V143H75ZM78 144H79V143H78ZM78 144H77V145H78ZM95 144H96V143H95ZM113 144H112V145H113ZM122 144H123V143H122ZM127 144L129 145V143L126 142L125 145H127ZM139 144H140V143H139ZM204 144H205V143H204ZM230 144H231V143H230ZM248 144H249V143H248ZM258 144H260V142H258ZM258 144H257V145H258ZM262 144H264V143H262ZM11 145H12V144H11ZM37 145H38V144H37ZM41 145H40V146H41ZM59 145H60V144H59ZM66 145H65V147H66ZM69 145H70V144H68V146H69ZM83 145H84V144H83ZM99 145H101V144H98V147H99ZM112 145L108 146V148L111 147ZM114 145H115V144H114ZM131 145H132V143H131ZM131 145H130V146H131ZM162 145H163V144H162ZM231 145H232V144H231ZM234 145H235V144H234ZM255 145H256V144H255ZM23 146H24V145H23ZM43 146H45V144H44ZM43 146H42V147H43ZM51 146H52V145H51ZM61 146H62V148H63V145H61ZM73 146H75V145H73ZM79 146H80V147H79ZM79 146H77V147L80 149L81 146H82V144H79ZM94 146H95V145H94ZM96 146H97V145H96ZM101 146L103 147V145H101ZM101 146H100V147H101ZM105 146H106V145H104V147H105ZM119 146H120V145H119ZM119 146H118V147L116 146V147L119 148ZM122 146H123V145H122ZM220 146H221V145H220ZM229 146H230V145H228V148H229ZM238 146H239V144H238ZM243 146H244V144H243ZM260 146H263V147H264V145H260ZM0 147H1V146H0ZM29 147H30V146H29ZM37 147H38V146H37ZM42 147H41V148H42ZM45 147H46V149L49 148L50 150H51V148H52V147L50 148V146H49V147L45 146ZM53 147H54V146H53ZM55 147L58 148V146H56V144H55ZM59 147H60V146H59ZM70 147H71V145H70L69 147H67V148H70ZM77 147L75 146V148H77ZM100 147H99V148H100ZM102 147H101V148H102ZM104 147H103V148H104ZM123 147H124V146H123ZM128 147H129V146H128ZM135 147H137V145H136ZM199 147H200V146H199ZM199 147L197 146V149H198ZM232 147H233V146H232ZM245 147H246V146H245ZM253 147H254V146H253ZM258 147H259V146H258ZM23 148H25V147H23ZM39 148H40V147H39ZM39 148H38L37 150L40 151V152H42L43 154H45L44 151L48 152V151L45 150V149H43L44 151H43L42 149L39 150ZM43 148H44V147H43ZM56 148H55V149H56ZM62 148H61V149H62ZM105 148H106V147H105ZM112 148H113V146H112ZM112 148H109V149H112ZM130 148H131V147H130ZM130 148H129V149H130ZM132 148L134 149V147H132ZM156 148H157V147H156ZM200 148H201V147H200ZM225 148H227V146H226ZM228 148H227V149H228ZM230 148H231V146H230ZM233 148H234V147H233ZM235 148H236V147H235ZM248 148H249V147H248ZM254 148H255V147H254ZM259 148L261 149V147H259ZM20 149H22V147H21ZM20 149H19V150H20ZM26 149H27V148H26ZM49 149H48V150H49ZM52 149H53V148H52ZM64 149H66V148H64ZM70 149H71V148H70ZM73 149H74V147H73ZM79 149H78V150H79ZM125 149L129 150L127 147H126ZM125 149H124V150H125ZM133 149H132V150H133ZM243 149H245V148H243ZM256 149H257V148H256ZM256 149H255V150H256ZM263 149H264V148H263ZM23 150H25V149H23ZM27 150H30V148L27 149ZM27 150H26V151H27ZM41 150H42V151H41ZM58 150H59V148H58ZM95 150H96V148H95ZM101 150H102V149H101ZM117 150H118V149H116V151H117ZM127 150H126V151H127ZM130 150H131V149H130ZM132 150H131V151H132ZM134 150H135V149H134ZM136 150H138V149H136ZM142 150H143V149H142ZM192 150H193V149H192ZM200 150H203V148H201ZM204 150H205V149H204ZM206 150H208V149H206ZM206 150H205V151H206ZM218 150H219V149H218ZM222 150L225 151L224 148H223ZM230 150H231V149H230ZM235 150H236V149H235ZM235 150H234V151H235ZM249 150H250V149H249ZM253 150H254V149H253ZM51 151H52V150H51ZM56 151H57V150H56ZM65 151H66V150H65ZM110 151H111V150H110ZM112 151H114V150H112ZM126 151H124V152H126ZM166 151H168V150H166ZM196 151H197V150H196ZM213 151H214V150H213ZM240 151H241V149H240ZM250 151H251V150H250ZM57 152H58V151H57ZM85 152H86V151H85ZM85 152H84V153H85ZM91 152H92V151H91ZM122 152H123V151H122ZM200 152H201V153H199V155L202 154L203 151H200ZM210 152H211V151H210ZM222 152H223V151H222ZM227 152H228V151H227ZM243 152H245V150H244ZM246 152H247V151H246ZM246 152H245V154H246ZM257 152H259V151H257ZM28 153H29V152L27 151V154H28ZM42 153H40V154L42 155ZM70 153H71V152H70ZM101 153L103 154V152H101ZM119 153H120V152H119ZM161 153H162V152H161ZM197 153H198V152H197ZM204 153H205V152H203V154H204ZM208 153H209V151H208ZM219 153H220V152H219ZM225 153H226V152H225ZM252 153H253V152H252ZM262 153H263V151H262ZM5 154H6V153H5ZM8 154H9V153H8ZM21 154H24V153H21ZM25 154H26V153H25ZM29 154H31V152H30ZM46 154H47V153H46ZM59 154H60V153H59ZM59 154H58V155H59ZM63 154H64V153H63ZM65 154L67 155V153H65ZM72 154H73V152H72ZM72 154L69 155V153H68L69 156H72ZM77 154H78V153H77ZM93 154H94V152L92 153L91 157L89 156V161H92V166L90 165V163H89L88 161H87V163H86V164L89 163V166H91V168H92L91 171H93V172H91V171H90V172H89V171H86V172H88V175H87L88 177H89L90 173H93L94 176H95L96 173H94V172L97 171V170L99 169V167L97 166V164H95V159H97V158L99 159V158L101 157V155H100V157H99L98 155H97V156H93ZM99 154H100V153H99ZM123 154H124V153H123ZM159 154H160V153H159ZM163 154H164V153H163ZM193 154H194V153H193ZM231 154H232V153H231ZM231 154H230V155H231ZM253 154H255V153H253ZM259 154H261V153L259 152ZM31 155H33V154H31ZM58 155H56V156H58ZM61 155H62V154H61ZM75 155H76V154H75ZM84 155H85V154H84ZM95 155H96V153H95ZM103 155L106 156V153L103 154ZM110 155H111V154H110ZM149 155H150V154H149ZM151 155H152V154H151ZM151 155H150V156H151ZM205 155H206V154H205ZM224 155H225V154H224ZM236 155H238V154H236ZM25 156H27V155H25ZM29 156H30V155H28L27 157H29ZM38 156H40V155H38ZM44 156H45V155H44ZM50 156H51V155H50ZM76 156H77V155H76ZM82 156H83V155H81V157H82ZM113 156H114V155H113ZM138 156H139V155H138ZM153 156H154V154H153ZM153 156H151V157L154 158ZM195 156H196L195 158H197L198 155H195ZM207 156H208V155H207ZM210 156H211V155H209L208 157H210ZM215 156H216V153H215ZM232 156H233V155H232ZM240 156H241V155H240ZM247 156H248V155H247ZM247 156H246V157H247ZM259 156H260V155H259ZM261 156H262V154H261ZM20 157H21V156H20ZM20 157H18V158H20ZM34 157L36 158L37 156H34ZM54 157H55V156H54ZM58 157H59V156H58ZM62 157H63V156H62ZM64 157H67V156L64 155ZM84 157H86V156H84ZM102 157H103V156H102ZM102 157H101V158H102ZM106 157H107V156H106ZM117 157H118V156H117ZM127 157H128V156H127ZM142 157H143V156H142ZM211 157H212V156H211ZM219 157H220V156H219ZM224 157H225V156H224ZM227 157H229V156L227 155ZM230 157H231V156H230ZM237 157H238V156H237ZM249 157H250V156H249ZM257 157H258V155H257ZM257 157H256V158H257ZM262 157H263V156H262ZM31 158H32V157H31ZM46 158H47V157H46ZM46 158H45V160H46ZM48 158H50V157H48ZM52 158H53V157H52ZM60 158H61V156H60ZM78 158H79V157H78ZM101 158H100V159H101ZM107 158H108V157H107ZM109 158H110V156H109ZM112 158H113V157H112ZM115 158H116V157H115ZM157 158H158V157H157ZM213 158H214V157H213ZM215 158H217V156H216ZM215 158H214V159H215ZM222 158H223V155H222ZM231 158H233V157H231ZM235 158H236V156L234 157V159H235ZM241 158H243V156H242ZM247 158H248V157H247ZM260 158H261V157H260ZM263 158H264V157H263ZM29 159H30V158H29ZM43 159H44V158H42V160H43ZM62 159H63V158H62ZM66 159H67V158H66ZM66 159H64V161H65ZM73 159H74V157H73ZM86 159H87V158H85V161H86ZM104 159H105V158H104ZM139 159H140V158H139ZM155 159H156V158H155ZM169 159H170V158H169ZM200 159H202V157H201V158L199 157V160H200ZM211 159H212V158H209V160H211ZM214 159H213V160H214ZM238 159H239V157H238ZM238 159H237V160H238ZM249 159H250V158H249ZM252 159H253V158H252ZM257 159H258V158H257ZM18 160H19V159H18ZM27 160H28V159H26V161H27ZM34 160H35V159H34ZM37 160H38V159H37ZM40 160H41V159H40ZM45 160H44V162H46ZM50 160H52V159L50 158ZM54 160H55V159H54ZM71 160H72V159H71ZM71 160H70V161H71ZM76 160H78V159H76ZM82 160H84V159H82ZM102 160H103V158H102ZM102 160H101V161H102ZM117 160H118V159H116V161H117ZM120 160H121V159H120ZM136 160H138V159H136ZM151 160H152V159H151ZM188 160H189V159H188ZM202 160H203V161H200V162H204V159H202ZM218 160L221 161L222 159L220 158V159H218ZM218 160H217V161H218ZM239 160H240V159H239ZM245 160H247V159H245ZM22 161H25V160H22ZM31 161H32V160H31ZM38 161H39V160H38ZM38 161H37V163L35 164V169H36V167H38V166H37L38 163H39ZM61 161H62V160H61ZM64 161H63V163H65ZM67 161H68V160H67ZM98 161H99V160H98ZM103 161H105V160H103ZM108 161H109V160H108ZM111 161H112V160H111ZM113 161H114V160H113ZM141 161H142V160H141ZM205 161H208V158H207V160L205 159ZM217 161H216V162H217ZM224 161H227V162H228L229 160L226 159V160H224ZM224 161H223V162H224ZM241 161H242V160H241ZM241 161H240V162H241ZM247 161H248V160H247ZM257 161H258V160H257ZM261 161H262V160H261ZM27 162H28V161H27ZM34 162H36V161H34ZM51 162H52V161H51ZM54 162L57 163V161H54ZM68 162H69V161H68ZM96 162H97V160H96ZM106 162H107V161H106ZM106 162H105V164H106ZM109 162H110V161H109ZM144 162H145V161H144ZM154 162H155V161H154ZM195 162H196V161H195ZM200 162H199V163H200ZM221 162H222V161H221ZM227 162H225L224 164H226ZM240 162H239V164H240ZM243 162H244V160H243ZM263 162H264V161H263ZM16 163H17V162H16ZM29 163H32V162H28V165H29ZM40 163H41V162H40ZM49 163H50V162H49ZM59 163H60V162H59ZM78 163H79V161H78ZM78 163H77V164H78ZM117 163H118V162H117ZM119 163H120V162H119ZM134 163H135V162H134ZM134 163H133V164H134ZM141 163H143V161H142ZM148 163H149V162H148ZM169 163H170V162H169ZM205 163H208V162H205ZM219 163H220V162H219ZM228 163H230V162H228ZM228 163H227V164H228ZM232 163H233V162H232ZM232 163L229 164V165L234 166V165L236 164V163H235V164H234V163L232 164ZM241 163H242V162H241ZM246 163H248V162H246ZM249 163H250V162H249ZM26 164H27V163H26ZM33 164H34V163H33ZM42 164H43V163H42ZM47 164H48V163H47ZM53 164H54V163H53ZM61 164H62V163H61ZM75 164H76V162H75ZM77 164H76V166H77ZM86 164H85V165H86ZM99 164H100V162H99ZM127 164H129V163H127ZM149 164H151V163H149ZM161 164H165V163H161ZM187 164H188V163H187ZM210 164H211V162H210ZM217 164H218V162H217ZM220 164H221V163H220ZM220 164H219V165H220ZM242 164H243V163H242ZM28 165H27V167H28ZM31 165H32V164H31ZM40 165H41V164H40ZM55 165H56V164H55ZM65 165H66V163L64 164V167H65ZM68 165H71V164H68ZM79 165H80V164H79ZM79 165H78V167H79ZM81 165H82V164H81ZM102 165H104V164H101V165H100V170H101V166H102ZM112 165H113V164H112ZM116 165H117V164H116ZM118 165H119V164H118ZM129 165H130V164H129ZM142 165H143V164H142ZM153 165L158 166V167H156V168H160V165H157V164H155V163H153ZM165 165H167V162H166ZM165 165H164V166H165ZM169 165H170V164H168L167 166H169ZM194 165H195V164H194ZM206 165H207V164H206ZM213 165H214V164H213ZM219 165H217V166H219ZM222 165H223V163H222ZM229 165H228V167H229ZM253 165H254V164H253ZM256 165H257V164H256ZM262 165H263V164H262ZM32 166H33V165H32ZM32 166L30 167V165H29L30 168H32ZM44 166H45V165H44ZM58 166H59V165H58ZM73 166H74V165H73ZM86 166H88V165H86ZM108 166H109V165H108ZM113 166H114V165H113ZM113 166H112V167H113ZM125 166L127 167L126 164H125ZM131 166L133 167V165H131ZM196 166H197V165H196ZM196 166H195V167H196ZM217 166H216V168H217ZM220 166H221V165H220ZM232 166H230V168L233 169ZM250 166H251V165H250ZM263 166H264V165H263ZM4 167H5V166H4ZM8 167H9V166H8ZM33 167H34V166H33ZM42 167H43V166H42ZM48 167H49V166H48ZM54 167L58 168L57 165L54 166ZM69 167H70V166H69ZM69 167H68V168H69ZM83 167L85 168L84 164H83ZM102 167H103V166H102ZM115 167H116V166H115ZM146 167H147V165H146ZM146 167H144V168L147 170ZM169 167H170V166H169ZM172 167H173V166H172ZM193 167H194V166H193ZM193 167H191V171H192V168H193ZM195 167H194V171L196 172ZM198 167H200V166H198ZM213 167H214V166H213ZM213 167H212V169H213ZM221 167H223V166H221ZM221 167H220V168H221ZM225 167H227V166H225ZM225 167H224V168H225ZM237 167H238V166H237ZM239 167H241V170L243 171L242 167H246V166L243 165V166H239ZM43 168H44V167H43ZM62 168H63V167H62ZM71 168H73V167H71ZM80 168H81V167H80ZM80 168H79V169H80ZM91 168H90V169H91ZM129 168H130V167H129ZM138 168H139V167H138ZM144 168H142V171H143ZM150 168H151V167H150ZM154 168H155V167H154ZM156 168H155V169H156ZM162 168H164V167L162 166ZM248 168H249V167H248ZM38 169H39V168H38ZM47 169H48V168H47ZM47 169H46V170H47ZM49 169L52 170L53 168L50 167ZM59 169H60V168H59ZM79 169H77V170H79ZM102 169H104V168H102ZM105 169H106V167H105ZM110 169H111V168H110ZM125 169H126V168H125ZM125 169H124V170H125ZM127 169H128V167H127ZM132 169H133V168H132ZM136 169H137V168H136ZM139 169H140V168H139ZM145 169H144V171H143L144 173H145V171H146ZM151 169H153V168H151ZM151 169H150V170H151ZM165 169H166V166H165ZM199 169H200V168H198L197 171H198ZM201 169H202V168H201ZM203 169H204V167H203ZM228 169H229V168H228ZM228 169H227V171H228ZM238 169H239V168H238ZM252 169H254V168H252ZM252 169L250 168L251 171H249V172L252 173ZM39 170H41V168H40ZM43 170H44V169H43ZM46 170H45V172H46ZM60 170H61V169H60ZM69 170H70V169H69ZM69 170L67 169V171H69ZM74 170H75V169H74ZM113 170H116L117 173H120L117 169H113ZM119 170L121 171V169H119ZM137 170H138V169H137ZM153 170H154V169H153ZM156 170H157V169H156ZM156 170H155V171H156ZM210 170H211V169H210ZM216 170H218V169H216ZM230 170H231V169H229V172H230ZM246 170H247V168H246ZM4 171H5V170H4ZM41 171H42V170H41ZM48 171H49V170H48ZM55 171H57V169H56ZM61 171H63V170H61ZM71 171H72V170H70V172H71ZM79 171H80V170H79ZM101 171H102V170H101ZM110 171H112V170H110ZM130 171L133 172V170H131V169H130ZM135 171H136V170L134 169V173H135ZM140 171H141V170H140ZM148 171H149V170H148ZM148 171H147V172H148ZM151 171H152V170H151ZM151 171H150V172H151ZM158 171H159V169H158ZM189 171H190V170H189ZM194 171H193V174H194ZM199 171H200V170H199ZM220 171H221V170H220ZM225 171H226V169H225ZM43 172H44V171H43ZM59 172H60V171H59ZM70 172H69V173H70ZM98 172H99V171H98ZM102 172H103V171H102ZM105 172H106L105 174L110 173V172H107V171H105ZM122 172H123V171H122ZM122 172H121V173H122ZM132 172H131V173H132ZM138 172H139V170H138ZM163 172H165V171H163ZM170 172H171V169H170ZM170 172H169V170H168V173H170ZM204 172H205V171H204ZM207 172H208V171H207ZM211 172L213 173V172H215V171L212 170V171H209L208 173L211 174ZM216 172H217V171H216ZM216 172H215V173H216ZM232 172H233V170H232ZM232 172H231V173H232ZM240 172H241V171H240ZM247 172H248V170H247ZM249 172H248V173H249ZM261 172H263V171H261ZM37 173H38V172H37ZM39 173H41V172H39ZM54 173H55V172H54ZM60 173H61V172H60ZM69 173H66V174H69ZM84 173H85V172H84ZM127 173L130 174L128 171H127ZM127 173L125 172L124 175L126 174V176H127ZM136 173H137V171H136ZM140 173H141V172H140ZM152 173H153V172H151V174H152ZM156 173H157V172H156ZM168 173H167V174H168ZM208 173H207V175H209ZM225 173H227V172H225ZM231 173H230V174H231ZM241 173H242V172H241ZM241 173H240V174H241ZM253 173H254V172H253ZM32 174H33V173H32ZM46 174H47V172H46ZM48 174H49V172H48ZM55 174H56V173H55ZM73 174H74V173H73ZM76 174H78V173H76ZM85 174H86V173H85ZM97 174H99V173H97ZM103 174H104V173H103ZM103 174H102V175H97V176H98V177H99V176L102 177ZM115 174H116V173H115ZM151 174H150V175H151ZM154 174H155V173H154ZM154 174H153V175H154ZM216 174H217V173H216ZM220 174H221V173H220ZM236 174H237V173H236ZM240 174H239V175H240ZM243 174H244V173H243ZM37 175H38V174H37ZM79 175H80V173L78 174V176H79ZM81 175H82V174H81ZM91 175H92V174H91ZM110 175H113V174H110ZM117 175H118V174H117ZM122 175H123V174H122ZM142 175H143V174H142ZM142 175H140V177H141ZM147 175H148V174L145 173V175H143L144 178H145V176H147ZM187 175H188V174H187ZM194 175L196 176V174H194ZM211 175H212V174H211ZM211 175H210V176H211ZM239 175H238L237 177H239ZM252 175H253V174H252ZM25 176H26V175H25ZM35 176H36V173H35ZM38 176H39V175H38ZM38 176L36 177L37 179H38ZM42 176H43V175H42ZM52 176H53V175H52ZM63 176H64V175H63ZM67 176H68V175H67ZM78 176H77V177H78ZM87 176H86V177H87ZM107 176H108V175H107ZM120 176H121V175H120ZM120 176H119V177H120ZM131 176H132V174H131ZM131 176H130V177H131ZM137 176H138V175H137ZM154 176H156V175H154ZM200 176H201V175H200ZM244 176L248 178L249 175H247V176H246V175H243V176L241 175V177H244ZM262 176H263V175H262ZM30 177H31V176H30ZM40 177H41V175H40ZM49 177H50V175H49ZM56 177H57V175H56ZM56 177H55V178H56ZM86 177H85V178H86ZM88 177H87V178H88ZM90 177H91V176H90ZM90 177H89V178H90ZM108 177H110V176H108ZM115 177H116V176H115ZM148 177H149V176H148ZM151 177H152V176H151ZM156 177H157V176H156ZM156 177H155V178H156ZM207 177H208V176H207ZM211 177H214V176H211ZM241 177H239V179H240ZM263 177H264V176H263ZM32 178H33V176H32ZM32 178H31V179H32ZM44 178H45V177H44ZM46 178H48V176H46ZM51 178L54 179L53 177H51ZM51 178H50V179H51ZM68 178H69V177H68ZM73 178H76V177H73ZM83 178H84V177H83ZM91 178H92V177H91ZM94 178H95L96 181H97L98 178H96V176H95ZM105 178H106V177H105ZM126 178H128V177H126ZM142 178H143V177H142ZM144 178H143V179H144ZM157 178H158V177H157ZM196 178H197V177H196ZM209 178H210V177H209ZM218 178H219V177H218ZM28 179H29V178H28ZM31 179H29V180H31ZM41 179H42V178H40V180H41ZM61 179H63V178H61ZM76 179H78V178H76ZM76 179H74V180H75L74 182H76ZM102 179H103V178H102ZM112 179H113V178H112ZM112 179H111V181H112ZM114 179H115V178H114ZM122 179H123V178H122ZM159 179H160V178H159ZM212 179H213V178H212ZM212 179L210 178L209 180L212 181ZM239 179H238V180H239ZM241 179H242V178H241ZM249 179H250V178H249ZM249 179H248V180H249ZM251 179H252L251 181H253L254 178H251ZM261 179H262V178H261ZM35 180H36V179H35ZM35 180H34V182H35ZM56 180H57V179H56ZM56 180H55V183H56ZM68 180H69V179H68ZM80 180L82 181V179H80ZM83 180H86V179H83ZM91 180H92V179H91ZM99 180H100V179H99ZM99 180H98V181H99ZM105 180H106V179H105ZM107 180H108V182H109L110 179H107ZM153 180H154V179H153ZM161 180H162V179H161ZM171 180H172V179H171ZM194 180H195V179H194ZM202 180H204V179H202ZM206 180H207V179H206ZM213 180H214V179H213ZM215 180H217V175H216ZM248 180H247V181H248ZM263 180H264V178H263ZM10 181H11V180H10ZM47 181H48V179H47ZM50 181H51V180H50ZM66 181H67V180H66ZM66 181H65V182H66ZM72 181H73V180H72ZM111 181H110V182H111ZM151 181H152V180H151ZM159 181H160V180H159ZM159 181H158V182H159ZM163 181H164V180H163ZM195 181H201V179L199 178L198 180H195ZM207 181H208V180H207ZM219 181H222V180H219ZM236 181H237V180H236ZM236 181H235V182H236ZM240 181H242V180H240ZM240 181H239V183L242 184ZM243 181H244V180H243ZM247 181H246V182H247ZM254 181H255V180H254ZM254 181H253V182H254ZM260 181H261V180H260ZM32 182H33V181H32ZM40 182H41V181H40ZM43 182H45V181L43 180ZM52 182H53V181H52ZM62 182H63V181H62ZM69 182H70V181H68V183H69ZM86 182H87V181H86ZM93 182H94V181H93ZM101 182H102V181H101ZM110 182H109V183H110ZM114 182H116V181H114ZM130 182H131V180H130ZM145 182H148V181L146 180ZM152 182H153V181H152ZM204 182H206V181H204ZM233 182H234V181H233ZM3 183H4V182H3ZM35 183H36V182H35ZM50 183H51V182H50ZM70 183H71V182H70ZM70 183H69V184H70ZM83 183H84V182L82 181V185L84 186ZM97 183H98V182H97ZM102 183H105V182H102ZM102 183L99 182L98 185H99V184L102 185ZM106 183H107V181H106ZM109 183H108V185H109ZM117 183H118V182H117ZM134 183H135V182H134ZM143 183H144V182H143ZM160 183H161V182H160ZM209 183H210V181H209ZM213 183H215V182H213ZM213 183H212V184H213ZM243 183H244V182H243ZM249 183H251V182H249ZM262 183H263V182H262ZM27 184H29V183H27ZM44 184H45V183H44ZM71 184H73V183H71ZM71 184H70V185H71ZM75 184H77V183H75ZM87 184H88V183H86V186H88ZM112 184H113V183H112ZM152 184H153V183H152ZM154 184H155V182H154ZM201 184H204V183L201 181ZM212 184H211V185H212ZM231 184H232V183H231ZM233 184H234V183H233ZM260 184H261V182H260ZM51 185H52V184H51ZM60 185H61V184H60ZM63 185H64L65 187L67 186V185H65V184H63ZM80 185H81V184H80ZM95 185H96V184H95ZM103 185H104V184H103ZM108 185H107V186H108ZM134 185H135V184H134ZM140 185H142V184L140 183ZM147 185H149V184H147ZM150 185H151V184H150ZM207 185H208V184H207ZM234 185H235V184H234ZM246 185H247V184H246ZM248 185H249V184H248ZM248 185H247V186H248ZM250 185H253V183L250 184ZM36 186H37V185H36ZM56 186H57V185H56ZM78 186H79V185H77V187H78ZM92 186H93V185H92ZM96 186H97V185H96ZM104 186H105V185H104ZM142 186H143V185H142ZM144 186H145V185H144ZM153 186H154V185H153ZM163 186H164V185H163ZM201 186H203V185H201ZM214 186H215V185H214ZM214 186H213V187H214ZM238 186L240 187V185H238ZM238 186H237V187H238ZM243 186H244V185L242 184V187H243ZM262 186H263V184H262ZM47 187H48V186H47ZM47 187H46V188H47ZM51 187H52V186H51ZM59 187H60V186H59ZM65 187H64V188H65ZM77 187H76V188H77ZM84 187H85V186H84ZM131 187H132V184H131ZM154 187H155V186H154ZM158 187H160V185H159ZM195 187H196V186H195ZM198 187H199V185L197 184V187H196V188H198ZM208 187H209V185L206 187V189H207ZM211 187H212V186H210V191H209V189L206 190V189H204V188L202 189V187H201L202 192L204 193V191H206V192L209 191V193H210L211 190H212V192H214L215 189L213 190ZM215 187H216V186H215ZM250 187H251V186H250ZM40 188H41V186H40ZM68 188L71 189L72 186H71V188H70V187H68ZM85 188H87V187H85ZM85 188H84V189H85ZM88 188L91 190V185H90V187H88ZM94 188H96V187H94ZM98 188H99V187H98ZM104 188H105V187H104ZM109 188L113 190V188H111V185L109 186ZM116 188H117V187H116ZM129 188H130V187H129ZM129 188H128V189H129ZM134 188H135V187H134ZM146 188H147V187H146ZM155 188H156L155 191H157V187H155ZM218 188H219V187H218ZM220 188H221V187H220ZM228 188H229V187H228ZM230 188H232V187H230ZM245 188H247V187H245ZM262 188H263V187H262ZM50 189H51V188H50ZM55 189H56V188H55ZM66 189H67V188H66ZM92 189H93V188H92ZM101 189H103V188H101ZM105 189H106V188H105ZM125 189H126V188H125ZM128 189H127V190H128ZM151 189H152V188H151ZM160 189H161V188H160ZM193 189H194V188H193ZM232 189H233V188H232ZM237 189H238V188H237ZM240 189H241V187H240ZM242 189H243V188H242ZM1 190H2V189H1ZM17 190H18V189H17ZM57 190H59V189H57ZM80 190H82V189H81V186H80ZM90 190H89V191H90ZM123 190H124V189H123ZM129 190H130V189H129ZM139 190H140V189H139ZM147 190H148V189H146V191H147ZM153 190H154V189H153ZM197 190H198V189H197ZM203 190H204V191H203ZM228 190H230V189H228ZM261 190H262V189H261ZM43 191H44V190H43ZM68 191H69V190H68ZM116 191H117V190H115V192H116ZM136 191H137V188H136ZM148 191H150V189H149ZM148 191H147V192H148ZM151 191H152V190H151ZM151 191H150V192H151ZM158 191H159V190H158ZM233 191H234V190H233ZM235 191H236V190H235ZM237 191H238V190H237ZM37 192H38V191H37ZM56 192H58V191H56ZM91 192H92V191H91ZM128 192H129V191H128ZM131 192H132V190H131ZM131 192H129V194H130ZM133 192L135 193V191H133ZM133 192H132V194H133ZM143 192H145V191H144V188H143ZM143 192H142V194H144ZM147 192H146V193H147ZM212 192H211V193H212ZM215 192H217V190H216ZM218 192H219V191H218ZM241 192H242V191H241ZM263 192H264V191H263ZM263 192H262V193H263ZM38 193H40V192H38ZM42 193H44V192H42ZM126 193H127V192H126ZM126 193H125V195H126ZM152 193H153V192H152ZM209 193H208V194H209ZM231 193H232V192H231ZM231 193H230V194H231ZM233 193H235V192H233ZM238 193H239V192H238ZM238 193H237V194H238ZM50 194H51V193H50ZM82 194H84V193H82ZM102 194H103V193H102ZM107 194H108V193H107ZM136 194L138 195L139 193H136ZM142 194H141V195H142ZM147 194H148V193H147ZM177 194H178V193H177ZM192 194H193V193H192ZM237 194H236V195H237ZM260 194H261V193H260ZM260 194H259V195H260ZM51 195H52V194H51ZM66 195H67V194H66ZM103 195H104V194H103ZM108 195H109V194H108ZM110 195H112V194H110ZM113 195H115V194H113ZM137 195H136V196H137ZM206 195H207V194H206ZM219 195H220V193H219ZM227 195H228V193H227ZM234 195H235V194H234ZM241 195L244 196V194H241ZM245 195H246V194H245ZM32 196H33V195H32ZM54 196H55V194H54ZM56 196H57V195H56ZM58 196H59V195H58ZM61 196H62V195H61ZM61 196H60V197H61ZM72 196H73V195H72ZM89 196H90V194H89ZM143 196H145V195H143ZM148 196L151 197L152 195H150V193H149ZM208 196H209V195H208ZM214 196H218V195L215 194ZM230 196L232 197V194H231ZM230 196H229V197H230ZM238 196H239V195H238ZM247 196H248V195H247ZM63 197H64V196H63ZM90 197H91V196H90ZM110 197H111V196H110ZM132 197H133V196H132ZM134 197H135V196H134ZM174 197H175V196H174ZM187 197H188V196H187ZM245 197H246V196H245ZM258 197H259V196H258ZM261 197H263V196H261ZM84 198H85V197H84ZM202 198H203V197H202ZM202 198H201V199H202ZM214 198H216V197H214ZM243 198H244V197H243ZM246 198H247V197H246ZM246 198H245V199H246ZM70 199H72V198H70ZM86 199H87V198H86ZM92 199H93V197H92ZM133 199H134V198H133ZM207 199H208V198H207ZM228 199H229V198H228ZM232 199H233V198H232ZM256 199H257V198H256ZM260 199H261V198H260ZM37 200H38V199H37ZM80 200H81V198H80ZM87 200H88V199H87ZM87 200H86V201H87ZM115 200H116V199H115ZM121 200H123V199H121ZM129 200H132V198L128 197V198H127V201H129ZM196 200H198V199L196 198ZM204 200H205V198H204ZM237 200H238V198H237ZM241 200L243 201L242 197H241ZM258 200H259V199H258ZM258 200H257V201H258ZM54 201H56V198H55ZM59 201H60V200H59ZM66 201H67V200H66ZM83 201H84V200H83ZM116 201H117V200H116ZM116 201H114V202L117 203V204H119V203L116 202ZM211 201H212V200H211ZM220 201H221V203H222L223 199L220 200ZM224 201H225V200H224ZM246 201H247V200H246ZM259 201H261V200H259ZM57 202H58V201H57ZM88 202H89V200H88ZM88 202H87V203H88ZM95 202H96V201H95ZM114 202H111V203L114 204ZM119 202H120V201H119ZM206 202H207V201H206ZM215 202H216V201H215ZM215 202H214V203H215ZM218 202H219V201H218ZM263 202H264V201H263ZM1 203H2V202H1ZM4 203H5V202H4ZM59 203H60V202H59ZM73 203H75V202H73ZM76 203H77V202H76ZM96 203H97V202H96ZM109 203H110V202H109ZM109 203H108V204H109ZM123 203H124V202H123ZM131 203H132V202L130 201V202H127V203H125V204H129V205H130ZM201 203H202V202H201ZM219 203H220V202H219ZM228 203H230V202L228 201ZM232 203H233V202H232ZM232 203H231V204H232ZM254 203H255V202H254ZM258 203L261 204L260 202H258ZM258 203H256L255 205L258 206V205H257ZM42 204H43V203H42ZM55 204H56V203H55ZM63 204H64V203H63ZM67 204H68V202H67ZM67 204H65V205H67ZM108 204H106V205H108ZM204 204H206V203H204ZM207 204H208V203H207ZM207 204L204 205V207H203L201 210L199 209V210H200V212H199L200 215H199V216L202 217V218L200 217L202 220H203V218H205V222H207L208 217L211 216V214H212V212H213L212 210H213V209H217V208H219V204H218V206L216 205L217 203H216V204H213V203L210 204V203H209V205H207ZM222 204H223V203H222ZM222 204H221V205H222ZM226 204H227V203H226ZM231 204H228V205L231 206ZM252 204H253V203H252ZM81 205H85V203H84V204H80V202H79V207H81ZM138 205H139V204H138ZM199 205H200V204H199ZM235 205H237V204H235ZM261 205H263V204H261ZM261 205H260V207H263V206H261ZM26 206H27V205H26ZM36 206H37V205H36ZM53 206H54V205H53ZM58 206L60 207V204H59ZM68 206L73 208L74 205L70 203ZM88 206H89V205H88ZM110 206H111V205H110ZM114 206H115V205H114ZM125 206H126V205H125ZM132 206H133V204H132ZM202 206H203V205H202ZM256 206H255V207H256ZM40 207H41V206H40ZM54 207H55V206H54ZM61 207H62V206H61ZM75 207H77V206H75ZM86 207H87V204H86ZM95 207H96V206H95ZM100 207H101V206H100ZM102 207H103V206H102ZM102 207H101V208H102ZM105 207H106V206H105ZM108 207H109V206H108ZM130 207H131V205H130ZM169 207H170V206H169ZM222 207H223V206H222ZM224 207H225V204H224ZM226 207L228 208V206H226ZM231 207H232V206H231ZM238 207L242 208L241 206H238ZM253 207H254V206H253ZM255 207H254V210H255L256 208H258V207H256V208H255ZM64 208H65V207H64ZM132 208H133V207H132ZM193 208H194V207H193ZM193 208H192V210H194ZM197 208H198V207H197ZM4 209H5V208H4ZM28 209H29V208H28ZM42 209H43V207H42ZM56 209H57V208H56ZM96 209H97V208H96ZM108 209H109V208H108ZM122 209H125V208H122ZM134 209H135V208H134ZM171 209H172V208H171ZM173 209H174V208H173ZM219 209H220V208H219ZM259 209H260V208H259ZM263 209H264V207H263ZM53 210H55V209H53ZM102 210H103V209H102ZM130 210H131V209H130ZM136 210H137V209H136ZM138 210H140V209H138ZM141 210H142V209H141ZM141 210H140V211H141ZM143 210H145V208H144ZM196 210H197V209H196ZM196 210H195V211H196ZM243 210H244V209H243ZM245 210H247V208H246ZM43 211H44V210H43ZM45 211H46V210H45ZM45 211H44V212H45ZM119 211H120V210H119ZM126 211H127V210H126ZM128 211H129V210H128ZM155 211H156V210H155ZM157 211H158V210H157ZM173 211H174V210H173ZM197 211H198V210H197ZM219 211H220V210H219ZM261 211H262V209H261ZM48 212H49V211H48ZM102 212H103V211H102ZM167 212H168V211H167ZM185 212H186V211H185ZM216 212H218V211H216ZM246 212H247V211H246ZM259 212H260V211H259ZM42 213H43V212H42ZM98 213H99V212H98ZM100 213H101V212H100ZM110 213H111V212H110ZM130 213H131V212H130ZM133 213H135V212L133 211ZM133 213H132V214H133ZM141 213H142V212H141ZM144 213H145V212H144ZM147 213H148V212H147ZM155 213H157V212H155ZM159 213H161V212H159ZM165 213H166V212H163V214H165ZM197 213H198V212H197ZM263 213H264V212H263ZM263 213H262V214H263ZM43 214H44V213H43ZM57 214H58V213H57ZM65 214H66V213H65ZM94 214H95V213H94ZM96 214H97V212H96ZM105 214H106V213H105ZM124 214H125V213H124ZM127 214H128V213H127ZM132 214H131V215H132ZM137 214H138V212H137ZM137 214H135V215H137ZM139 214H140V212H139ZM142 214H143V213H142ZM213 214H214V213H213ZM216 214H217V213H216ZM216 214H215V215H216ZM262 214H260V215H262ZM51 215H52V213H51ZM54 215H55V214H54ZM67 215H68V214H67ZM98 215H99V214H98ZM100 215H101V214H100ZM106 215H108V214H106ZM122 215H123V214H122ZM140 215H141V214H140ZM143 215H144V214H143ZM146 215H147V214H146ZM152 215H153V214H152ZM155 215H156V214H155ZM157 215H158V214H157ZM165 215H166V214H165ZM169 215H170V214H169ZM231 215H232V214H231ZM233 215H234V214H233ZM48 216H49V215H48ZM92 216H93V215H92ZM102 216H103V215H102ZM116 216H117V215H116ZM116 216H114V217H116ZM118 216H119V214H118ZM137 216H138V215H137ZM158 216H159V217H160V216H161V217H164V215L162 216V214H161V215L159 214ZM212 216H213V215H212ZM216 216H217V215H216ZM220 216H221V215H220ZM244 216H245V215H244ZM253 216H254V215H253ZM54 217H56V216H54ZM97 217H98V216H96V218H97ZM100 217H101V216H100ZM106 217H107V216H106ZM110 217H113V215L110 216ZM127 217H128V216H127ZM133 217H135V216H133ZM133 217H131V219H134ZM140 217H141V216H140ZM140 217H139V218H140ZM143 217L145 218V216H143ZM143 217H142V218H143ZM149 217H152L151 220H152V222H154V221H153V218H154V217H153V216H149ZM214 217H215V216H214ZM214 217H213V218H214ZM223 217H224V216H223ZM230 217H231V216H230ZM232 217H233V216H232ZM238 217H239V216H238ZM258 217H259V216H258ZM52 218H53V216H52ZM63 218H64V217H63ZM101 218H102V217H101ZM101 218H100V219L98 218V219H99V220H102ZM108 218H109V217H108ZM116 218H118V217H116ZM125 218H126V217H125ZM166 218H168V217H166ZM166 218H165V219H166ZM210 218L212 219V217H210ZM216 218H217V217H216ZM216 218H215V219H216ZM235 218H237V217H235ZM244 218H245V217H244ZM260 218H261V216H260ZM0 219H1V218H0ZM55 219H57V218H55ZM106 219H107V218H106ZM106 219H105V220H106ZM112 219H113V218H112ZM112 219H111V220H112ZM147 219L149 220V218H147ZM162 219H163V218H162ZM171 219H172V218H171ZM215 219H212L211 221H213V220L215 221ZM252 219H253V218H252ZM254 219H255V220H254ZM254 219H253V221H255V223H256V219H257V217L254 218ZM67 220H69V219H67ZM67 220L65 219V220H63V221L68 222ZM83 220H84V219H83ZM91 220H92V219H91ZM99 220H98V221H99ZM111 220H110V221H111ZM121 220H124V215H123V218H122ZM139 220H140V219H139ZM144 220H145V219H144ZM159 220H160V218H159ZM163 220H164V219H163ZM163 220H162V221H163ZM167 220H168V219H167ZM202 220H201V221H202ZM209 220H210V219H209ZM209 220H208V222H209ZM238 220H239V219H238ZM243 220H244V219H243ZM247 220H248V219H247ZM259 220H260V219H259ZM79 221H80V220H79ZM92 221H93V220H92ZM106 221H107V220H106ZM106 221H105V222H106ZM110 221H109V222H110ZM112 221H113V220H112ZM125 221H126V223H127L128 219L125 220ZM125 221H124V222H125ZM137 221H138V220H137ZM146 221H147V220H146ZM157 221H158V220H157ZM162 221H161V222H162ZM164 221H165V220H164ZM164 221H163V222H164ZM168 221H169V220H168ZM203 221H204V220H203ZM203 221H202V222H203ZM216 221H217V220H216ZM231 221H232V220H231ZM234 221H235V219H234ZM236 221H237V220H236ZM248 221H249V220H248ZM260 221H261V220H260ZM74 222H75V221H74ZM96 222H97V221H96ZM101 222H102V221H101ZM133 222H135V221H133ZM133 222H132V224H133ZM140 222H141V221H140ZM143 222H144V221H143ZM147 222H148V221H147ZM147 222H146V223H147ZM158 222H159V221H158ZM163 222L161 223L162 225H160V227H161L162 229H163ZM169 222H170V221H169ZM219 222H220V221H219ZM223 222H224V221H223ZM246 222H247V221H246ZM246 222H245V223H246ZM60 223H61V221H60ZM94 223H95V222H94ZM98 223H100V222H98ZM120 223H122V222H120ZM120 223H117V224H120ZM144 223H145V222H144ZM150 223H151V221H150ZM166 223H167V222H166ZM212 223H213V222H212ZM212 223H211V224H212ZM216 223H217V222H216ZM230 223H231V222H230ZM234 223H235V222H234ZM236 223H237V222H236ZM239 223H240V222H239ZM245 223H244V225H245ZM247 223H248V222H247ZM36 224H37V223H36ZM54 224H55V223H54ZM67 224H68V223H67ZM129 224H131V222H130ZM132 224H131V225H132ZM141 224H142V223H141ZM214 224H215V223H214ZM231 224H232V223H231ZM231 224H230V225H231ZM252 224H253V222L251 223V226H252ZM260 224H261V223H260ZM260 224H259V227H258V228H257V226H256V228H255V227H250V228H247V229L245 228L246 231H245V229H244V231H243V230H242V231H243V232H246V233L249 234L248 236L251 237L250 240H252V242L255 243L254 247L256 248V250L258 249V250L260 251V252H258V251H252V250L254 249V247H253L252 250H251V252H252V253H253V252H258V253L262 254V257L260 256L261 259H260V261H259V264H264V223L262 222L261 226H260ZM80 225H82V224H80ZM80 225H79V226L77 225V226H78V227H77L78 229L81 228ZM96 225H97V224H96ZM120 225H121V224H120ZM123 225H125V223H124ZM137 225H138V224H137ZM153 225H155V224H153ZM164 225H166V224H164ZM168 225L170 226V224H168ZM204 225H205V224H204ZM207 225H210V224H207ZM224 225H226V224H224ZM239 225H240V224H237L238 228H239ZM247 225H248V224H247ZM257 225H258V224H257ZM70 226H71V225H70ZM73 226H74V225H73ZM82 226H83V225H82ZM104 226H105V225H104ZM114 226H116V225H114ZM114 226H113V227H114ZM118 226H119V225H118ZM127 226H128V224H127ZM132 226H133V225H132ZM150 226H151V224H150ZM158 226H159V224H158ZM158 226L156 225L155 227H158ZM217 226H218V225H217ZM235 226H236V225H235ZM245 226H246V225H245ZM66 227H67V226H66ZM71 227H72V226H71ZM75 227H76V224H75ZM95 227H96V226H95ZM108 227H109V226H108ZM113 227H110L109 230H111V228H113ZM116 227H117V226H116ZM119 227H120V226H119ZM138 227H139V226H138ZM167 227H168V226H165V228H167ZM172 227H173V226H172ZM219 227H220V226H219ZM224 227H226V226L221 225V233H220V237H221V239H220V241H219V242H220L219 245H217L219 248L217 247L215 251L213 250V251H209V252H211L212 257L214 258V259H212V261H214V263H215V262H216V263H220V262L222 263L224 260L227 261V259H228L227 256H226V259H225V257L223 258L222 256H218V253H217L218 250H220V251H224V252H226V253H227L228 251H229V252H232L233 256L230 257V258H232V260H234V261H232L231 259H230V261L234 262V264H235V261H239V260H240V259H239L240 256L238 257V256H237L238 254L236 255L235 253H239L240 250H239V252H235V249H234V248H236V246L239 245V238H241V237H238V236H237V235H238L237 232H236L237 235L235 234V232H233V228H231V227H229V228H228V227H227V228H224ZM233 227H234V226H233ZM247 227H249V226H247ZM49 228H51V227H49ZM52 228H53V227H52ZM52 228H51V229H52ZM88 228H89V227H88ZM114 228H115V227H114ZM117 228H118V227H117ZM123 228H124V227H123ZM134 228H135V227H134ZM139 228H140V227H139ZM141 228H142V227H141ZM168 228H169V227H168ZM241 228H242V226H241ZM1 229H2V228H1ZM57 229H58V228H57ZM57 229L55 228V231H56ZM62 229H63V226H62ZM62 229H61V230H62ZM84 229H86V228H84ZM120 229H122V228H120ZM120 229H118V230H120ZM128 229H129V228H128ZM149 229H150V228H149ZM162 229H161V230H162ZM209 229H210V228H209ZM219 229H220V228H219ZM239 229H240V228H239ZM53 230H54V229H53ZM81 230H82V229H81ZM90 230H91V229H90ZM99 230H101V229L99 228ZM99 230H98V231H99ZM105 230H106V229H105ZM105 230H104V231H105ZM107 230H108V228H107ZM109 230H108V232H109ZM113 230H114V229H113ZM154 230H156V229H154ZM158 230H159V229H158ZM167 230H168V229H167ZM36 231H37V229H36ZM71 231H72V230H71ZM104 231H103V232H104ZM111 231H112V230H111ZM128 231H129V230H128ZM151 231H152V230H151ZM156 231H157V230H156ZM162 231H163V230H162ZM165 231H166V230H165ZM171 231H172V230H171ZM173 231H174V230H173ZM175 231H176V230H175ZM184 231H185V229H184ZM38 232H39V231H38ZM38 232H37V233H38ZM41 232H42V231H41ZM56 232H57V231H56ZM73 232H75V231H73ZM80 232H82V231H80ZM90 232H91V231H90ZM112 232H113V231H112ZM119 232H120V231H119ZM167 232H168V231H167ZM167 232H166V233H167ZM188 232H189V231H188ZM48 233H49V232H48ZM50 233H52V232L50 231ZM124 233H125V232H124ZM160 233H161V231H160ZM168 233H169V232H168ZM168 233H167V234H168ZM218 233H219V232H218ZM46 234H47V233H46ZM93 234H94V233H93ZM105 234H107V233H105ZM111 234H113V233H111ZM111 234H110V235H111ZM137 234H138V233H137ZM167 234H165V235H167ZM170 234H172V233H170ZM170 234H169V235H170ZM179 234H181L182 237H183V236H185L187 233H186V234L184 233L185 235H183L182 233H179ZM179 234H178V235H179ZM188 234H189V233H188ZM188 234H187V235H188ZM35 235H36V234H35ZM53 235H54V234H53ZM58 235H59V234H58ZM60 235H61V234H60ZM81 235H82V234H81ZM100 235H101V234H100ZM100 235H99V236H100ZM102 235H103V234H102ZM102 235H101V236H102ZM110 235L108 234V236H107V235H106V236L109 237ZM122 235H123V234H121V236H119V237L122 238ZM125 235H126V234H125ZM152 235H153V234H152ZM154 235H155V234H154ZM156 235H158V234H156ZM160 235H161V234H160ZM162 235H163V234H162ZM178 235H177V236H178ZM181 235H180V236H181ZM76 236H77V238H76ZM76 236H75V238L78 239L79 236H78V235H76ZM103 236H104V235H103ZM129 236H130V235H129ZM158 236H159V235H158ZM173 236H176V235L173 234ZM173 236H172V237H173ZM188 236H190V235H188ZM193 236H194V235H193ZM215 236H216V235H215ZM239 236H240V235H239ZM244 236L246 237V235H244ZM244 236H243V237H244ZM64 237H65V236L63 235V238H64ZM87 237H89V236H87ZM95 237H96V236H95ZM112 237H113V236H112ZM116 237H117V236H116ZM156 237H157V236H156ZM172 237H170V238H172ZM178 237H179V236H178ZM178 237H177V238H178ZM217 237H218V236H217ZM217 237H216V238H217ZM220 237H219V238H220ZM250 237H249V238H250ZM58 238L60 239L61 236H59ZM123 238H124V237H123ZM132 238H133V237H132ZM134 238H135V237H134ZM166 238H167V236L165 237V239H166ZM173 238H174V237H173ZM180 238H181V237H180ZM184 238H185V237H184ZM187 238H188V237H187ZM187 238H186V240H187ZM192 238H193V237L191 236V239H192ZM64 239H65V238H64ZM64 239H62V240H64ZM76 239H74V240H76ZM79 239H80V238H79ZM83 239H84V240H83ZM88 239H89V238H88ZM101 239L103 240L104 238H101ZM105 239L108 240V238H105ZM174 239H175V238H174ZM246 239H247V238H246ZM54 240H56V239H54ZM60 240H61V239H60ZM69 240H70V239H69ZM85 240H87L86 237L81 239V242H80L81 245L84 244V243L86 242ZM90 240H91V239H90ZM117 240H118L119 243L121 242V241H119V239H116V241H117ZM120 240H122V239H120ZM124 240H125V239H124ZM127 240H128V239H127ZM129 240H132V239H129ZM138 240H139V239H138ZM163 240H164V239H163ZM166 240H167V239H166ZM186 240H185V241H186ZM192 240H193V239H192ZM195 240H196V239H195ZM215 240H218V239H215ZM241 240H242V239H241ZM241 240H240V241H241ZM243 240H244V239H243ZM247 240H248V239H247ZM44 241H45V240H44ZM76 241H77V240H76ZM76 241H75V242H76ZM79 241H80V240H79ZM87 241H88V240H87ZM94 241H95V240H94ZM104 241H105V240H104ZM111 241H112V240H111ZM116 241H115V242H116ZM122 241H123V240H122ZM136 241H137V240H136ZM170 241H171V240H170ZM188 241H189V240H188ZM248 241H249V240H248ZM69 242H70V241H69ZM105 242H106V241H105ZM161 242H163V241H161ZM183 242H184V241H183ZM193 242H194V241H193ZM54 243H56V242H54ZM59 243H60V241H59ZM59 243H58V244H59ZM61 243H62V242H61ZM87 243H89V242H87ZM87 243H85V245H87ZM97 243H98V242H96L95 245H96ZM107 243H109V245H110V243H111L110 246H113V245H114V242H113V241H112V242H107ZM107 243H106L105 246H107ZM112 243H113V244H112ZM116 243H117V242H116ZM126 243H129V242H126ZM132 243H133V242H132ZM188 243H189V242H187V244H188ZM217 243H218V242H217ZM241 243H242V242H241ZM62 244H63V243H62ZM71 244H73V243H71ZM74 244H75V245H73V246H76V245H78V242H77V244H76V243H74ZM100 244H101V243H100ZM165 244H166V243H165ZM185 244H186V242H185ZM187 244H186V246L189 245V244H188V245H187ZM209 244H210V243H209ZM211 244H212V243H211ZM245 244H246V243H245ZM60 245H61V244H59V246H60ZM89 245H91V243H90ZM92 245H93V244H92ZM115 245H116V244H115ZM120 245H121V244H120ZM241 245H242V244H241ZM41 246H42V245H41ZM66 246H67V245H66ZM71 246H72V245H71ZM100 246H101V245H100ZM102 246L105 248V246H104V242H103V245H102ZM102 246H101V247H102ZM189 246H190V245H189ZM193 246H194V245H193ZM193 246H192V247H193ZM64 247H65V246H64ZM76 247H77V246H76ZM103 247H102V248H103ZM249 247H250V246H249ZM251 247H252V246H251ZM39 248H40V247H39ZM61 248H62V246H61ZM66 248H67V247H66ZM73 248H74V247H73ZM82 248L84 249V247H82ZM82 248H81V249H82ZM106 248L108 249V247H106ZM148 248H149V247H148ZM211 248H212V246H211ZM237 248H238V247H237ZM241 248H242V247H241ZM241 248H240V249H241ZM76 249H77V248H76ZM91 249H92V248H91ZM91 249H90V250H91ZM95 249H96V248H94V252L96 251ZM107 249H106V250H107ZM229 249H230V250H229ZM61 250H62V249H61ZM87 250H88V249H87ZM87 250H86V251H87ZM101 250H102V252H104V251H103L104 249H101ZM148 250H149V249H148ZM236 250H237V249H236ZM242 250L244 251L245 248L242 249ZM249 250H250V249H249ZM254 250H255V249H254ZM73 251H74V250L72 249L71 252H73ZM86 251H85V252H86ZM245 251H247V248H246ZM245 251H244V252H245ZM81 252H82V251H81ZM92 252H93V250H92ZM94 252H93V253H94ZM159 252H160V251H159ZM159 252H158V253H159ZM181 252H182V251H181ZM241 252H242V251H241ZM244 252H243V253H244ZM249 252H250V251H249ZM249 252H248V253H249ZM66 253H67V252H66ZM88 253H89V252H88ZM90 253H91V252H90ZM143 253H144V252H143ZM154 253H155V252H154ZM156 253H157V252H156ZM156 253H155V254H156ZM219 253H220V252H219ZM248 253H246V254L248 255ZM74 254H75V253H74ZM95 254H97V253L95 252ZM147 254H148V253H147ZM161 254L164 255L163 253H160V255H161ZM228 254H229V253H228ZM244 254H245V253H244ZM254 254H255V253H254ZM256 254H257V253H256ZM43 255H44V254H43ZM88 255H89V254H88ZM92 255H93V254H92ZM92 255H90V257H91ZM99 255H100V254H99ZM160 255H159V257H160ZM162 255H161V256H162ZM209 255H210V254H209ZM222 255H223V254H222ZM230 255H231V254H230ZM230 255H229V256H230ZM239 255H242V254L239 253ZM64 256H65V255H64ZM72 256H73V255H72ZM102 256H103V255H102ZM105 256H106V255H105ZM164 256H165V255H164ZM223 256H224V255H223ZM229 256H228V257H229ZM29 257H30V256H29ZM67 257H68V256H67ZM88 257H89V256H88ZM147 257H148V256H147ZM159 257H158V259H161V258H159ZM210 257H211V256H210ZM210 257H209V258H210ZM245 257H246V256H245ZM245 257H244V259H245ZM247 257H248V256H247ZM247 257H246V259H247ZM253 257H254V256H253ZM257 257H258V256H257ZM108 258H109V257H108ZM108 258H107V259H108ZM153 258H154V257H153ZM100 259H101V258H100ZM126 259H127V258H126ZM155 259H156V257H155ZM155 259H154V260H155ZM222 259H224V260H222ZM256 259H257V258H256ZM37 260H39V259H37ZM63 260H64V259H63ZM91 260H92V259H91ZM152 260H153V259H152ZM156 260H157V259H156ZM161 260H162V259H161ZM208 260H209V259H208ZM241 260H242V259H241ZM253 260H254V259H253ZM258 260H259V258H258ZM42 261H43V260H42ZM108 261H109V260H108ZM112 261H113V260H112ZM114 261H115V259H114ZM117 261H118V260H117ZM164 261H165V260H164ZM228 261H229V260H228ZM247 261H248V259H247ZM249 261H252V260H250V258H249ZM256 261H257V260H256ZM60 262H62V261H60ZM126 262H127V261H126ZM137 262H138V261H137ZM165 262H166V261H165ZM208 262H209V261H208ZM34 263H35V262H34ZM104 263H105V262H104ZM115 263H116V262H115ZM118 263H119V262H118ZM129 263H130V262H129ZM154 263H156V261H155ZM163 263H164V262H163ZM226 263H228V262H226ZM237 263H238V262H236V264H237ZM82 264H83V263H82ZM124 264H125V263H124ZM158 264H159V263H158ZM160 264H161V263H160ZM222 264H223V263H222ZM224 264H225V262H224ZM229 264H230V263H229ZM232 264H233V263H232ZM238 264H239V263H238ZM240 264H241V263H240ZM242 264H243V263H242ZM255 264H256V263H255ZM257 264H258V263H257Z\"/></svg>","mask_w":264,"mask_h":264}]
</instances>
